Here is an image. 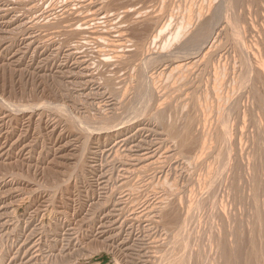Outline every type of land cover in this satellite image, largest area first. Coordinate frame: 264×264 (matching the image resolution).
Segmentation results:
<instances>
[{"label": "rangeland", "instance_id": "374dc122", "mask_svg": "<svg viewBox=\"0 0 264 264\" xmlns=\"http://www.w3.org/2000/svg\"><path fill=\"white\" fill-rule=\"evenodd\" d=\"M103 1L104 2L106 1L105 6H103L105 3H102V0H0V264H148V263L152 264L153 261H154V263L158 262V260L161 257L164 258V261L166 259H169V257L170 258L171 257H177V256L180 257L182 255V253L179 254V252H181V251L183 252L182 247H184L185 244L187 245V247L189 246L187 250H189V251L192 250L191 251L192 253H196L195 250H197V249H198L197 252H199V253L201 252L202 254L204 253L203 255L201 254L203 259H205V257L207 256L206 251L208 250L209 254H208V258L206 257L207 258L206 260L207 261L209 260L208 262H210L209 257L212 255L213 257L212 256L211 257L214 259L213 260L211 258L213 260L212 263L215 264L216 261L220 259L219 258L220 250L214 248L215 247L214 242H213L214 234L212 235V232H214V233L216 232L214 230H217V229L214 227L220 226V225H217L218 223L220 224V221L218 219L219 217L217 218L218 215L215 214V213H217V211L214 212L216 207L215 208L211 207V205L208 204V202L212 200V196H215L217 199L221 198V196L223 197L224 194L226 192H228L227 190H224L225 193H223V188L227 189L229 187L228 186L229 181L227 179H225L224 176H218V177H222L223 182L221 179H216V180H214L215 184L213 183L212 185H210L209 183L208 184L206 183L207 185L205 184L206 186L204 188V183L206 180L203 181V179H206V176L205 177H203V176L206 173H208V170L206 168L209 169L207 164L212 163V162H210V159H212L211 161H214V159H216L214 157H217L216 161L219 164L223 160V158H225V157H226V159H224V162L228 161V160H229L228 162H231V160L234 158V160H232L233 162H231V163L235 164L236 162H234V161H236L235 160L236 158H235V156H233L234 152L233 151L230 152V150L228 149V147H230V144L228 142L223 143L226 145H222V143L217 144L216 142H214V143L212 142V144H215V143L217 144L218 148L216 147V144H215V147L218 149V151H217V149H214L215 147H213V151L211 149L212 155H210V153H209V154H207V156H204L206 158L198 157L199 159H201L200 161L205 162V165H203V163L199 162V160L197 158V155L199 154V146H197V150H196V147H194V146H195V143L197 145V141H198L197 138L201 139L202 133L211 134L209 136L207 134L206 135L208 137L212 136V139H214L213 136L215 135V139H216L217 133H220V130L222 132H225L224 127L225 128L228 127L227 130L232 129L233 132L228 131V133H231V134L235 133V134H233V136L237 135L236 134L237 131H234V130L239 129V131H240V129H243L242 127H244V132L242 130V133H244V135H241V137L243 136L242 137L243 139H241V138L240 139H241V142L244 141V142H242V145H245L246 148L244 146H242L241 148L244 147L245 150L242 149V151L243 150L246 151V152H244L246 154H244L242 151H241V153L240 152L239 153L243 154V158H245V159H242V156L238 153V155H240L239 156L240 158L237 157V159H240V161L237 160L238 162L236 163V165H239L238 163H240L242 161L240 163V164H242V166L240 165L241 166L240 170H242V172L244 174H242L238 168H236V170L238 169L237 170L238 177L240 176L239 174H241V175H243V176H241L243 178H242V180H241V178H239L240 183L237 182L239 184V185H237L239 187V189L237 188L238 192L234 190L235 193L237 192V195L235 196L236 198L233 197L235 199H233L232 197L230 198V196L228 199L226 197L227 193L225 194L224 198H221L222 200L224 199V201H223L224 204H225V202H226V204H228L227 201H229V204L232 206V207H229L230 205L228 204V207L231 209V211L229 209H227L228 207L226 206V212H227V210H229V212H231L232 215H233V213H235L237 215L236 221L238 222V225L243 224V226H242L243 228L240 225L241 230L238 229V232L240 231L239 233H241L243 231L242 235H244V237L240 236L241 238H240L239 244L240 245L244 244V245H241V247H240V245L238 246L239 251L237 252V254L241 255L242 252L244 251V247L246 245H248L251 248L254 247L255 250L253 248H252V250L257 251L258 252L257 254H259V253L261 254V252L264 251V249L262 250V248H263L262 247L263 244L261 243L262 241H259V243L262 244V246L260 247L259 246L260 244L259 245L256 244L257 241L260 239L257 238V241L254 240L255 245L252 244L251 239H253V238L255 239V237L259 236L258 235L259 233L257 234V236L255 234L257 232H259L260 227L264 226V213H263L264 212V174H263L264 173L263 172L264 171V135H263L264 134V131H263L264 130V124H263L264 119L261 120V121H263V123L261 125V126H263V127H261V128H263V130L259 131L260 132L259 133L254 125H252L251 123L250 124L248 123L251 120L250 116L247 117L248 120H246L247 121L246 125H244L242 122L239 123L240 119L238 118V115H236V113H237L236 110H240V111L242 110L243 111V109H246L248 113H250V114L252 113L248 109L251 108L250 106H253L258 102L256 98H258L259 96L256 97L257 93L256 94L253 93V95L251 94V96L249 94V97H248L247 96L248 95V91H247L248 89H250L251 92H256L258 90L257 91L258 94H261V96L259 98L262 97L263 98L262 100H264V75L261 73H258L257 70H255L256 64L253 63L255 61L257 62L260 59L262 62L260 60L259 61L262 63L263 68H264V0H240L239 3L234 2L232 0V2L229 4V5H231V6H229L230 11L228 10V5L226 4V2H224V0H215V1L211 0V2H209V0H205L206 2L203 0H189L190 2L187 0H165V1L164 0H161V1L160 0H154V3H156V5H153L154 4L153 0H150V1L149 0H146V1L141 0V2H143V3H140L139 2L140 0H133V1H129V0H127V1L126 0H114V1L111 0L110 1V0H108L110 2H108L107 0H103ZM115 1L118 4H115L116 3ZM118 1H120V3ZM136 1L139 2L140 4L137 3L138 5H135ZM151 1H152V3H151ZM157 1H158V3H157ZM185 1H186V4L188 6L190 5L193 7L192 11L190 9L191 8L190 6L186 8L187 5L185 4ZM193 1H195V3H193ZM202 1H203V3H201ZM132 2H133V4H132ZM145 2L149 3V5H151V6L147 5V6H149V8L150 7L152 8V5H153V8L152 9L150 8V14H149V10H148V14L152 16V18H151V22L153 21L152 24L149 21L151 16L149 17L146 13V10L148 7L147 8L144 7V6H146ZM196 2H198V3H196ZM207 2L209 3V5L211 4L210 6L212 7V10L210 8V11H212L214 20H216V21L221 20V22L223 24L226 23L227 25L229 23V26H228L229 30H228L227 25H226L227 30H226V27H224L225 26L224 25L222 27L223 31L221 30L222 32H219V35L216 36L217 42H215V43H216V45H219L218 43L222 40L220 43V46L222 48L220 46H218L221 49V51L219 49L220 54L223 52L222 55H220V61L221 62L224 61L223 62L224 64H226L225 62L230 63V64L228 63V66L225 65L227 68L226 73L228 75L226 77V81L230 78L229 76L232 77V74L234 72H236L233 74L234 77L238 73L241 74V76H239V74L236 76V77H239L240 81L238 83H237V81H236V83H233L234 86L237 85L235 87L232 86L235 89V91H234V89L231 90V88H230L232 84L229 85V87H228L230 90L229 91L230 97H231V92H233V93L235 92V96L233 94L231 98L235 97V98H237V101H238V99L240 97L239 100L241 102V105L239 107H237V109L234 110L235 112H232L233 116H232V113L230 114L235 120L232 117L230 118L229 117L230 115L227 116L229 113H227L226 111H224L221 115H220V113L218 115L217 110L215 111V109H211V108H215V107L211 106V105H214L215 102L213 104H212V102H211V104L209 102V100L214 101L213 100L214 99L213 93H211L213 91L210 88V84L207 86V89L210 88L211 92L208 91L209 92L208 95L211 93L210 94L211 96L207 95L208 97L204 99V97H203L204 93H203V96L200 93L203 90V82L201 80L200 82L202 85L200 83L198 84L197 81L199 80V78L196 81L194 74L191 72L189 73V71H191V70L187 71V70H185L184 67H182V70H181V68L179 69V73L177 72L178 70H176V72H174L176 61L172 62V60H175L176 58H174V59L170 58L169 61H171V62H168L165 60H163L164 62L162 61V63L161 62H156V63L154 62V64L153 63L152 64L155 66V69H154V67H152L153 65L150 64L152 68L150 67V65H147L144 67L145 69L143 71L147 70L146 67L148 69L150 67L151 68L150 70H148L147 72L145 71L146 73L144 72V74L142 76L136 75V74H139V72H138L139 70H137V68L140 65L142 66V64H143L142 62L144 61V58L146 56L145 54L148 53V52H144L146 50V48L147 47L151 48L149 56L152 57L154 55L153 57H155L160 52L163 54V53L168 52V49H169V51H170V49L173 50V48H176L178 46V42H179V46H180V42H182L180 40H184L185 37H181V38L179 37V38H175V39L173 38L172 39V40H174L173 42H171L172 40H170V39H168L169 40L168 41L166 37L168 36L169 33L170 34L172 33V35L169 34L170 36L168 37V38H171V36L175 35L174 32L178 31L177 29H178L179 25H181L182 24L181 22L184 21L183 20V21L179 22L178 19L181 20L182 18H184L185 19L184 23L186 22L187 19H186V17H184V12H185V16H186V13H188L187 18L189 15V11L193 12V18H195L194 15L197 13L196 10H198V8L202 7L203 11L204 12L206 11V9L208 7ZM122 3L125 5L127 3V5L129 4V6L122 5ZM162 3H163V5H161ZM213 3H215V4H213ZM157 4H159V5H157ZM196 4L197 5L200 4V5H198V7H196L197 6ZM201 4H203V5L205 4L207 6L203 7V5L201 6ZM112 5H113V7L115 5H117V7L115 6L114 7L115 9H114L112 7ZM118 5L122 9L126 7L125 10L123 11ZM160 5L162 6V8H164V10H167V12H168L167 15H168V18H170V20L172 18V17H170L171 15H173V14L175 15L178 13L179 10H183L185 8L181 13V14H183V17H181L182 15L180 13H178L180 18L175 15L177 17L176 18L177 20H175V17L173 16L172 20H175V21L171 22L172 23V27H171V24H169L170 20H168V18L165 20V18L167 17L166 11L164 14L160 13L163 11V9L161 8ZM181 5H183V6H181ZM233 5H234V7H233ZM108 6L109 7L111 6L113 9L111 7L110 8L112 10H115L116 14L115 13L114 14L117 16H115L112 13L114 11H111ZM134 6H135V8H133ZM139 6H142V8L144 10V11L143 10L142 11L144 13L141 11V8L137 9ZM154 6L157 7V10L160 7L161 10H158L160 12H158L156 10V7H154ZM102 7L104 8V10L102 9ZM106 7H108L109 10ZM173 7L174 8L176 7V9H174ZM179 7L180 8L182 7V8L180 9ZM118 8H120L122 11L121 10L119 11ZM127 8L129 9V13L126 15L125 11L126 12L128 11ZM188 8L190 10H188ZM130 9H131V12H130ZM132 9H134V11ZM169 9L172 13L169 11ZM152 10H153V12H154V10H155V12L157 11V13H156L157 15L154 14L152 12ZM193 10H195V11H193ZM174 11L177 13H175ZM210 11L208 12L209 14H211ZM140 12L144 17L149 19V20L148 19L146 20L144 17H142L143 19H145L147 21L146 24H145V22H143V20H140V22H138L139 19H141L140 16H142L140 14ZM228 12L230 13V16H229ZM121 13H125V14L122 15ZM131 13H133L134 15ZM137 13L139 14V16H138L139 18L135 17L137 15ZM152 13L155 16H153ZM158 13L160 14L159 17L162 18L163 21H161L160 18H158V15H159ZM206 13H207V11H206ZM129 14L131 15V17ZM132 15H133V17H132ZM145 15H147V16H145ZM118 16H119V18H118ZM126 16H129V18H132V19H130V20H132V21H130L131 24H130V22H128V17H126ZM162 16H164V17H162ZM225 16H228V18L226 19ZM109 17L112 20H110ZM115 17L118 19H116ZM134 17L136 18V20ZM155 18H157V19H155ZM133 19L135 21H133ZM228 19H230L229 22L226 21ZM113 20H115V21L117 20V21L112 22ZM119 20H120V22H118ZM125 20L128 22L129 26H127V24H126V27H125V24L121 23L122 21L126 22ZM156 20H160V22L156 21ZM165 21H166V23L168 21L167 24H169V26L171 27V28L169 27V29H172V31H173L174 29L177 28L176 29L177 31L175 30L173 32L172 31L170 32V30H168V25H165ZM177 21L179 23L178 27H176V23H175ZM233 21H235V22H233ZM238 21H240V25L242 27L238 24ZM133 22L134 23L138 22L139 24H142V25H139L138 23H137V25H135L136 23L134 24ZM148 22H149V24H148ZM157 22H159L158 25H157ZM236 22H237V25H236ZM154 23L157 25V27L155 26ZM198 23H199V21H197V19H194L193 24L191 26L192 28H190V31L194 30L193 28H195V26L197 27ZM123 24H124V26H123ZM144 25H146V26H144ZM149 25H151V26H149ZM152 25H154V28L156 30L152 29V31L150 30L148 34H150L152 32L157 33V31H158L157 29H159L158 28L159 26H162V30L163 29L168 30V31L165 30L166 33L168 32L167 35L163 33L164 30L158 31L159 33L162 34L163 37L161 35H158L156 37L155 42H151V43H153V45L155 43V46L157 47V41L160 38H163V39H160L161 41H158L160 45L158 44L157 48H159V46H160L159 49H157L153 45H150V46H153V48L148 45V43L151 44L149 38L152 39V36H151L152 34L148 35L147 32H148L149 27L153 28ZM163 25L167 26V27H164ZM193 25H194V27H193ZM231 25H234V27ZM133 26H135V27H133ZM137 26H139V27L137 28ZM140 26L141 27L144 26V27L140 28ZM173 26H174V29H173ZM121 27L123 29H126L127 31L125 30L126 32H124V30ZM232 27H233L234 31L238 30L240 33L243 32V34L244 33L245 34L243 35L241 33V35H243V36L239 37L240 39H238L237 36L234 35V31L232 30ZM244 27H245V29H244ZM112 28H113V30H112ZM115 28H117L118 32H116L117 30ZM129 28H132V31H134V29L136 31H137V29H139L138 33L140 32V34H142L144 36V37L142 36L143 42L141 41L140 42L141 44L139 43L140 39L142 40V38L140 37L141 35L139 34V36H138V34H136L138 37L135 36L136 31H134V33H133L132 31H129L130 30ZM234 28L235 29L237 28V29L235 30ZM239 28L241 29V31L239 30ZM119 29L125 33L124 38L122 36L123 33L120 32ZM141 29L142 30L144 29V31H142ZM242 29H244L245 32ZM224 30H226V31H224ZM145 31H147V32H145ZM227 31L229 34H226ZM230 31H232V33H233L232 35H234L235 38L230 34L231 33ZM117 33L121 34L120 37L117 36ZM159 33H157V34H159ZM240 33H239V36H240ZM112 34H115V35H112ZM127 35H128V37H127ZM130 35H131V38L133 40L138 39V40H136V42L134 41V43L136 45L132 44L133 46H135L134 50L136 52L139 51L138 53L143 51L144 54L141 55V53H140V55H139L138 53L133 52L134 51L133 48H131V51H130L129 48L132 46L129 44L131 41H132L131 43H133V40L131 38H129ZM227 35L228 36L230 35L231 37L229 38ZM112 36H116L118 38L122 37L121 39H122L123 43L121 45L123 47H120V49H121V51H120L119 46H118L116 48L117 51L122 52L123 50H125V48L128 47L126 50L131 55L130 54L128 55L126 53V50L123 51L124 54H123V52L120 53V54H122L121 57L123 56L124 61H122L123 60L122 58H119L120 60L122 59L121 61L119 59H115V57H112L113 54L111 55V57L114 59L112 60V58L110 57V53H112V51H110L111 50L110 44H112L111 40H114L116 38V37H114V39H112L111 38ZM105 37L107 39H105ZM158 37H159V39H158ZM134 38H136V39H134ZM144 38L145 39L147 38L146 39L147 42H146V40L144 42ZM164 38L167 40V42ZM182 38H184V39H182ZM241 38L243 39L242 43H244L245 41L248 42V43L245 42L246 44H244V45L249 46L250 49H248L249 47L248 48L246 47V50H244V47H243L244 45L240 46L239 43L241 42L240 40H242ZM123 39L124 40L126 39V40L124 41ZM232 39H234V40H232ZM235 39H236V41H235ZM244 39H246V40H244ZM128 40H129V43L127 42ZM218 40H219V42H218ZM231 40L238 43L239 47H238V45H236V46H234L235 47L234 48L233 45H235V44ZM162 41H164L163 44H162ZM230 41H231V43H230ZM238 41H240V42H238ZM258 41H260V44ZM124 42H125V46L123 45ZM126 43H128V44L126 45ZM142 43H144L146 46L144 44L142 45ZM169 44H170V46L172 44L173 47L172 46L170 47ZM137 45L139 46V48L137 47ZM140 45H141V48H140ZM104 46H106V47H104ZM144 46L146 48H144ZM167 46H169V47H167ZM174 46H176V47H174ZM163 47L166 49H164ZM236 47H238V48H236ZM136 48L140 49L141 51L136 50ZM154 48H155V50H154ZM252 48H253V50H252ZM257 48H259V49H257ZM128 49H129V51H128ZM152 49L154 50V53L152 52ZM237 49H238V51H237ZM239 49H240V52L241 51L244 52L243 55L247 54V53L250 54V52L252 51V53L250 54L251 58H249L250 56L248 54L244 55L243 57L241 54H240L241 57L238 56L240 53ZM247 49L249 50V52H247ZM107 50H109V51H107ZM158 50L160 51L159 53H158ZM233 50H235V51L233 52ZM148 51H149V49H148ZM253 51H254V53H253ZM106 52L109 55L106 54L107 56L106 55L104 56V54ZM132 52L135 54H133ZM155 52H157V54ZM151 53H152V55H151ZM235 53H237L236 54L237 56L233 55ZM256 53H257V55H256ZM178 54L181 55V53H179V52L177 53V55ZM224 54H225V56H224ZM133 55H135L136 58H133L132 57ZM127 56H131V57H127ZM138 56H143L144 58L142 57V59H141V57H138ZM221 56L223 57V59ZM234 56H235V58L232 60V57H234ZM247 56H248V60H247V58H245L243 61L242 59L244 57H247ZM226 57H227V59H226L227 61L224 59ZM257 57H258V59H257ZM127 58H131V61ZM125 59L129 60L128 62H130V63L132 62V59H134V60L138 59V60H142V61L140 62V61H134L133 60V62L136 63V64H134L136 67H134L133 62L131 64L129 63V65H130L129 66L128 62H125V61H127ZM167 59L168 58H166V60ZM237 59H241L243 62H241V60H239L240 61V64H239ZM253 59H254V61H253ZM114 60L116 63L113 62ZM246 60L248 61V63ZM118 61H120L122 64ZM230 61L232 62L233 66H231L232 64ZM234 61H235L236 65H235ZM139 62H140V65H139ZM244 62H246L247 65L249 64L248 67L250 66V62H251V66L249 67V69L253 67L252 68L253 71L250 69V73H249V74H251V71H252L251 76H249V78H246V79L244 77L245 76L247 77L248 74L246 73V70L243 68L244 65H246V63L244 65L243 64L241 65V63H244ZM119 63H120V65H119ZM164 63H166V64H164ZM114 64L118 65V66H115ZM123 64H125V66H129V68L132 69L131 70L132 73H130V69L128 67L124 68ZM131 65L133 66V68H135L134 71H133V68H131L132 67ZM161 65L162 66L163 65L168 66L172 73L170 74V72H169L170 70L168 67L164 68V66L161 67ZM173 65H174V67H170ZM120 66H121V71L118 72L120 69L119 68ZM236 66H237V68L238 67H240V68H238V69L234 68ZM230 67L231 68L233 67L232 69L234 72L231 71V69H229ZM172 68L174 71L172 70ZM117 69H118V71H117ZM127 69H129V70H127ZM159 69H160V73L156 72ZM239 69H242V70L238 71ZM136 70H137V73H135ZM151 70L152 71L154 70L153 72L154 73L156 72V73L154 74L153 72H151ZM162 70L164 71V73L167 72L168 75H170L171 77L174 76L175 78L176 77H178V78H176V79L172 78L170 80L169 79L170 76H169V78H167L168 77L167 73H166V75H167L166 76ZM229 70H230V72H229ZM243 70H245V72H243ZM254 70H255V72H254ZM133 72L135 73V75L138 78L141 77V78H139L140 80L143 78L145 82L147 81V77H150V75L152 74L150 77L151 79L148 78V82H149V80H151V81L149 83H147V82L146 83L152 86L151 88L153 90L152 89L151 90L153 92L155 91V93H153V94L158 93L157 97H159L161 95L164 97V95H163L164 93H165V97L169 95L167 98L164 97L166 99L165 102H163L164 98L162 96L159 97L158 99L157 98L154 99V97L151 96L153 94L147 95V93L144 91L145 88L141 87V85H139L140 84L139 79L138 80L134 79L136 77L135 76L133 77ZM231 72H232V74H231ZM242 72H243V77H242ZM147 73H148V75H146ZM157 73L159 75H156ZM161 73L164 75H162ZM108 74H109L110 78H105L106 75H107V77H109ZM176 74H178L180 77ZM259 74L261 75V77ZM128 75H129V77L132 76L133 79L132 78H129L130 80L127 79ZM153 75H156V76H154L156 78H153ZM145 76H147V77H145ZM162 76H163V79H162ZM183 76L185 77V80H184V78H181ZM111 77L114 80H116L115 81L116 83L113 82L116 85L118 84V82H120V80L122 81V82H120L121 85L123 84L122 86L120 85L121 88H123V86L124 87L126 86V89L128 87H130L128 89H130L131 92H130V90L127 89L129 92H127V90H125V93L127 92L126 94L123 92V89H125V88L121 89L123 92L121 95L120 86H118V85L116 86L113 83L112 84L110 83V87L114 85V87L116 86L117 89L119 88L118 90L116 88L113 89V87L111 89L113 91L116 89L115 91H117V92L114 91L115 95H116L115 97H117V99H118L120 96H122V97H120V100H122V98L123 99L125 98L123 101H120L119 99L117 100L116 98H113L114 92L111 89H109L110 87L108 88L106 93L104 92V88L106 91L107 87L109 86L108 84L111 81L110 79H112ZM115 77H116V79H115ZM121 77H123V78H121ZM160 77L164 83L167 80L171 81V84L168 81L166 82V83H169L171 85V87L172 86L174 87L173 84L176 82L178 84L180 83L179 84L180 87L176 83L175 87L174 88L172 87L170 89L169 84L165 83V85H164L162 80L158 79ZM164 77H166L167 80H165ZM240 77L243 79H241ZM101 78H104L105 80L104 79L101 80ZM118 79H119V81L117 82ZM124 79L127 81L126 83H124L125 82ZM131 79L133 81L135 80V83L138 81L139 84L136 83V85H137L136 86L135 83ZM155 79L157 80V82L155 81ZM181 79L186 81L185 86L182 83ZM186 79L188 80V83H187ZM236 79L238 80V78H236ZM172 80L174 81L173 83H172ZM179 80H181V81H179ZM246 80H247V82H246ZM262 80H263V82H262ZM101 81H104V82L107 81V83H106L107 87L106 86L103 87V85H105V84H104V82L102 83ZM130 81L133 82V84L131 86H130V84H131ZM158 81L159 82L161 81L163 84L160 82L159 86H155V85L159 84ZM228 81H230V79ZM252 81L255 82V84H253ZM128 82H129V84H127ZM156 83H158V84H156ZM190 83H191L192 87L196 86V83H197V86L201 85L200 89L195 90V91L199 92V93L195 92L196 96L192 95L193 88L191 87V85H189ZM192 83H194V84H192ZM208 83H210V80ZM124 84H126V85H124ZM187 84H188V86H187ZM252 84H253L254 88L252 87ZM134 85L137 88L134 89L133 88ZM166 85H169V87ZM176 85L178 88H176ZM181 85L186 87V88L188 87V88L187 89L184 88L185 89V91H184V89L182 88ZM245 85H246V88H245ZM140 87L142 88V91L140 89H138ZM154 88H157L156 90L160 91V92H157L156 90H154ZM179 88H181V90ZM162 89H166L169 92H171L172 90L175 89L176 92H175V90H174V92L176 93V96L173 95L174 94L173 91L171 92L172 94L171 93L169 94V93H167L168 91H166V92L161 91ZM254 89H255V91H254ZM109 90H111V91H109ZM136 91H138L139 93L141 91V92H143V94L138 93L139 94L138 95ZM181 91H184V92L182 93ZM187 91H189L191 93H187ZM204 91H206V89H204ZM111 92H113V95ZM134 92H136V93H134ZM180 92L182 93L183 98L184 97H187V98H184L182 100L181 99L182 95L180 94ZM185 92H186V94H185ZM116 93H118V95H120V96H117ZM160 93H161V95H160ZM134 94H136V97H135V99L133 98L134 101H132L133 100L132 97H134L132 95H134ZM177 94H179L180 96L178 97ZM188 94L193 96V98H197V96H198V98L195 100L191 96H188ZM198 94H200V95H198ZM110 95H112V96H110ZM123 95H124V97H123ZM129 95L131 96V98L129 97ZM171 95H173V96H171ZM145 96H146V98H145ZM153 96H155V95H153ZM199 96H200V98H199ZM140 97L142 99L144 98L143 100L145 101L144 102L145 105L143 104V101L141 100ZM188 97L190 99L192 98L193 100L192 101L190 100V102H189V100H187V99H189ZM209 97H210V99H208ZM250 97H253V99L255 98L256 100H253ZM127 98L128 99L130 98V99L128 100ZM147 98H149V100ZM151 98H152L153 102L152 101L149 102ZM161 98H163L162 99L163 101L161 100ZM168 98H169V100H168ZM170 98L171 99L173 98V99L170 100ZM179 98H180V100H179ZM175 99L177 100V102H174ZM248 99H249V101H248ZM250 99H251V101H250ZM114 100H115V102H114ZM126 100H127V102L129 101L128 105L126 104ZM135 100H137V101H135ZM223 100H225V99L223 98ZM158 101H159V103H158ZM160 101H161V104H163V106H165V105L167 106L168 110L165 107L162 110L161 107H163V106H161ZM185 101L189 102L188 104H191V105L186 106ZM195 101H198V105L196 104L197 102H195ZM205 101L209 102L208 105H209V107L211 106V108H210L211 113L213 110V116L210 113L209 108H206L207 109L206 110L205 107H203L202 103H205ZM252 101L254 103L252 105H250L252 103ZM121 102L123 104H121ZM154 102H156V103H154ZM166 102H168L169 106L167 104L164 105V103H166ZM169 102L170 103L172 102L171 105L169 104ZM178 102L181 105L184 103L183 105L185 107L180 105L182 108L184 107V109H182V111L184 112L183 115H185V116L188 115L189 117L187 116V117L183 118V115H181L182 112H180L181 107H179V104H177ZM240 102H238V103L240 104ZM148 103H151V104H148ZM157 103L160 104L161 107ZM199 103L202 104V107H200ZM247 103H249L248 104L249 106L247 105ZM111 104H113V106ZM115 104L116 105L119 104L121 106V108H119L120 107L119 105L117 107ZM125 104L127 105L126 109L124 107V106H126ZM155 104H157V106H155ZM257 104H258L257 106L255 105L254 107H252L253 109L251 108L253 113L255 111L254 108L258 109V111L256 110L257 113H259V111H261V108L259 107V102ZM122 105H124V106H122ZM149 105L150 106L153 105V108L155 106V109H151L152 107H149ZM176 105H178V107L173 108ZM190 106H192L193 110H192V108L191 109L189 108ZM241 106L244 108H242ZM246 106H248V107H246ZM136 107H138L139 109ZM146 107H148V108H146ZM171 107L175 110L177 109L176 111H178L180 113L177 112L178 115H177L176 111H175V113H172V112H174V110ZM115 108L117 110H115ZM178 108H180V109H178ZM185 108H189L190 110L185 109ZM196 108H197V110H194ZM238 108H241V109H238ZM259 108H260V110H259ZM142 109H143V111H142ZM146 109H148L147 110L148 114L145 113ZM156 109H159V110L156 111ZM169 109L172 111L169 112L170 111ZM198 109H199V111H198ZM201 109H203L205 111V113H203L204 112L203 110L201 112ZM185 110H189L188 112H186L187 114L185 113ZM191 110H192V112L194 111L193 114L196 111H197V113H195L194 116L192 115V113L190 115L189 112H191ZM208 110H209V112H208ZM111 111H113V113ZM155 111L158 114H159V111L160 112L165 111L164 113L162 112L163 115H166V113L168 115V113H170L168 118H170L173 121H171V120L168 121V119H166L167 118V115H166V117L164 116V118L168 121V122L167 121L166 122L167 123H171V122L173 123L174 122V126L177 127V130H178V128H180L179 131H181V132L182 131L185 132V130L187 131L186 127H184L185 123H186L185 126H187V125L190 126L188 133H189V135H191L190 136L192 139L191 143H192V141H194V145H191V143H190V145H188V147H187L188 149L183 148V150L185 152L187 151L186 153H189L190 156L184 152L188 157L193 156L192 151H194V150L198 151V152L194 151V154L196 155V156L194 155L196 158L195 160H192V159H194V156L192 157V159L190 158L191 162L187 161V158H182L185 156V154L182 153L183 152L182 149H179L181 147V145L178 143V139L176 138L177 139L176 140L175 137L170 138L168 131H165L166 127L169 130V127H171L172 125L171 124H165L166 122L164 121L165 119L162 118V116H163L162 114H159L161 116L162 120L158 114H157V117H159V118H156V116L154 117L153 116L154 114L152 112H154L156 115ZM206 111H207V113H206ZM256 111H255V114H253V115L256 116V115L260 114L262 117V113H261L262 111L259 114H256ZM137 112H139V114ZM198 112H199V114H198ZM150 113H151V116L153 117V118L151 117L153 121L150 118ZM171 113H172V116H171ZM145 114L148 115L149 117L147 116V118H146ZM209 114H211V116ZM133 115H134V117H133ZM206 115H209L211 118H208L209 116L207 117ZM139 116H141L140 117L141 119L139 118L140 121H139V119H137V117H139ZM177 116L179 119L177 118V120H176L175 117H177ZM181 116H182V118H181ZM201 116H203V117L201 118ZM205 116L208 120L211 119L210 122L206 121L207 119L205 120ZM190 117H191V120L189 119ZM194 117H196V118H194ZM133 118H134V121H133ZM199 118L203 119V122H205V121H206V123L208 122L207 126L205 125L206 128L204 130H202V127H201L204 123L202 124L201 123L202 120H200ZM227 118H229V119L226 122ZM236 118H238L239 120ZM182 119H185V120H182ZM192 119H197L200 121V123H199V121L195 120V122H194L195 125H194V123H192L193 122ZM231 119H232V123L234 122L235 125L234 124H230V125L227 124L228 122L231 123V121H230ZM129 120L130 121L132 120V122H129ZM155 121H157L156 123L160 122V124H156ZM163 121L165 123H163ZM177 121H178V123H175ZM179 121H181L183 125H181L180 124L181 122H179ZM211 121H212V123H211ZM215 121L216 122L219 121L217 123V125L219 124L218 125L219 127L215 126L216 124L214 125ZM114 122L116 124H119V125H116ZM196 122H198V123L196 124ZM210 123L213 125H211ZM108 124H109V126H108ZM179 124L181 125L180 127H179ZM240 124H243V126ZM159 125H160V127H159ZM197 125H199L201 129ZM105 126H108V127L105 128ZM114 126H115V128H114ZM191 126H195L193 128H196V129L192 128L193 129L192 130ZM221 126H222V128H221ZM101 127L102 128L104 127V131H103V129H101ZM215 127L220 129L219 131H215L217 133L208 132V131H212V129ZM108 128H110V130ZM157 128H159V129H157ZM105 129H106V131H105ZM218 129H214V130H218ZM158 130H161V131H163V133H166V134H163L162 132H160ZM201 130H202V132H201ZM148 131H150V132H148ZM192 131L194 133V136H193ZM154 132H157V133H154ZM167 133H168V135H167ZM195 133H197V134H195ZM156 134H158V135H156ZM198 134L201 136L199 137ZM231 134H229L230 135L229 137L231 139V142H233L235 140H234V137L231 136ZM125 135L127 136V138L129 140L126 138ZM165 135L167 137H169V138L166 137V140H165V137H163ZM236 137H238V138H236L237 139L236 141L238 142V140H239V142H240V139H239L240 135L238 134ZM158 139L162 140V141L160 142ZM194 139H196L197 141ZM200 139L198 141V144L200 143ZM171 140L173 141V143ZM174 140L176 142H174ZM125 142H127V143H125ZM164 143H166V144H164ZM175 143L176 144L178 143V144L176 145ZM178 145H180V146H178ZM219 145H220V147H219ZM169 146H171V148H168ZM224 147L228 150H224L225 152H222ZM177 148L181 151H179ZM191 148H194V149H191ZM117 150H118V152H117ZM146 150H148V152ZM175 150L181 152L182 154L179 153L177 155L178 152L176 153ZM145 151H146V153H145ZM170 151H171V153L173 151V153L176 154V156L172 155V157H171ZM216 152H217V155L219 154V157L215 154ZM228 152L231 153L230 156H229ZM191 153H192V156H191ZM196 153H198V154H196ZM222 153L225 156H223L221 158V156L223 155ZM225 153H227V154H225ZM252 153H253V155H252ZM146 154H148L149 156L152 155L150 157V160H149L151 162H149L148 159H146L144 157V156L147 157ZM181 155H183V156L180 157ZM141 156L144 157V159ZM174 156H175V158L177 157L178 159L174 160L175 159ZM161 157H162V161H161ZM140 158H141V160H140ZM145 159H146V161H145ZM153 159H155V160L153 161ZM143 160L145 161V163L148 162L147 165L149 163L151 165L149 164L147 166L146 164H144ZM247 160L248 161L250 160V161L248 162ZM186 161L189 162V164L192 167H189V164H187ZM193 161H195V162H193ZM207 161H209V162L207 163ZM243 161H244V164H243ZM142 162H143V165H142ZM155 163H157L158 165L157 164L155 165ZM164 163H165V165H164ZM246 163H249V164H247V165H249L248 167L252 166L253 169H248ZM174 164H176V165H174ZM198 164H199V166L196 167V165H198ZM218 164H216L217 165V166H215L216 168L218 167ZM255 164H257V165H255ZM141 165H142L141 170H145L144 172L139 170V168H141L140 167ZM243 165H244V167L246 166V169H247V170L244 169V171L246 170L245 172L243 171V168H244ZM183 166L189 167V168H186L187 170H185V168ZM205 166H207V167H205ZM240 166H239V168H240ZM195 167H196V170L195 169H194L195 171L192 170V174H193L192 175L190 173L191 171H188V170H191ZM198 167H201V168L204 167L203 169H201L202 172L201 171L198 172L200 170V168H198ZM236 167H238V166H236ZM174 168H176V169H174ZM205 170H206V173H204ZM196 171H197V173H196ZM193 172H195V173H193ZM174 174H177V175L175 176ZM201 174L203 176H201ZM191 175H192V177H191ZM196 175L201 176L202 180H200L199 179L200 177H197ZM206 175H207V178H209V175L208 174H206ZM244 175H246V176H244ZM164 176H166V178H164ZM173 176H175V178H178V179L173 178ZM188 176L190 178H188ZM227 176H230V175H227ZM196 177H197V179H196ZM214 177H216V176H214ZM218 177H216V178H218ZM247 177H248V180H247ZM192 178H195V179L192 180ZM161 179H162V181H161ZM189 179H191V180H189ZM149 180L151 182H148ZM164 180H165V182H164ZM166 180H168V182ZM169 180H170V182H169ZM172 180H174V181L177 180L178 183H176V182L174 183V181H172ZM198 180L200 181V184L203 183V187H202L203 189H201L202 184L200 186L198 185V183H197ZM219 180L223 186H225V184L227 186L223 187L222 185H219L220 184ZM257 180H259V181H257ZM171 182H173V183H171ZM186 182H187V184H186ZM206 182H208V181H206ZM225 182H227V183H225ZM168 183H169V186H171V184L172 185L174 184V187H177L180 189L175 191L177 188L175 189L174 187H171L172 189L173 188L175 189V190L174 189L172 190L171 188H169ZM175 184H176V186H175ZM216 184H217V186H216ZM197 185H198V187H197ZM214 185L216 187H213ZM160 186H163V189ZM167 186L169 189L167 188L168 190L165 191ZM244 186H245V188H244ZM199 187H200V189H199ZM207 187H208V189L204 190ZM195 188H196V192H195ZM216 188H217V190H216ZM171 190L173 191V192H171L172 194H170ZM164 191L166 194L164 193ZM174 191L176 192L175 194H173ZM192 191L194 192L195 196L197 197L196 198L194 196L196 198V201H197V207L196 206L193 207V210L191 212L190 208H188L189 206L187 204L190 201L192 202V204L196 202L195 200L193 201V199H195V198L192 195L193 194ZM214 191L216 192L215 194H214ZM231 191L233 192V190H231ZM177 192H178V194H177ZM197 192H200L201 195H200V193L197 194ZM159 193H161L160 196L162 198L163 197L165 198V199L163 198L164 201H162L163 199H161L160 196L157 199L156 196H158ZM176 194H177V196H179L178 199H176L177 198L176 196H175L176 198L174 197V195H176ZM163 195H167V196H163ZM170 195H172L173 197H171ZM209 195L211 196V198ZM231 195H233V194H231ZM106 196L107 197L110 196V197L107 198ZM168 196H170L175 201L178 200V201H176L178 203H174L173 202L174 200L172 201V199H171V201H172L171 202L170 198ZM180 196H181V198H180ZM190 196L193 197L192 200L189 199ZM166 197L169 199H167ZM179 198L182 201H180ZM208 198L210 200H208ZM225 198L227 200H225ZM159 200H161V201L159 202ZM205 200L206 201L208 200V201L206 202ZM90 201H92V205H90L91 204ZM167 201L168 202L170 201L169 202L170 206H169ZM179 201L181 203H179ZM230 201H231V203H230ZM104 203H106V204H104ZM158 203H159V206L157 205ZM161 203H163V204H161ZM164 203H165V205H168L169 207H175L176 208L175 210L177 211V213H178V211H180L178 213V215H180L183 212L182 216L184 215V216L188 217L186 219L187 222H185V226H186V224L189 223L188 227H185V230H182V232H180V234H179L180 236H184V240H183V237H182V239H180L181 237L179 236L180 238H178L177 235H176V237H174V235L171 234V232L168 229L164 228L163 224H161L163 221H166L167 217L165 220H162V217L160 218V213L163 212V213H161V215L164 213H167L168 209H169L166 206V210L164 211V208H165ZM171 203L173 206L171 205ZM173 203L177 207L182 206L184 204L183 206H185L184 208H186V205H187L186 210H187V212H189V213L191 212V213L190 214L189 213L184 214V212H186V210H184V209L182 210L181 207H178L179 208L178 209L176 206H174ZM202 203L203 204L206 203L208 205V207L205 206L207 210H205L204 206L201 207V208H203L202 210H201V208H199V204H201V206H202L203 205ZM189 204H191V203H189ZM206 204H204V205H206ZM95 206H97V207H95ZM157 207H158V209H157ZM209 207H211L212 211L210 209H208ZM159 208L161 209V212H160ZM188 209H189V211H188ZM239 209H240V211H239ZM173 211L174 210L171 208L172 213H173ZM169 212H170V209H169ZM171 212L169 214H171ZM229 212H227V213H229ZM158 214H159V216H158ZM187 214H189V215L187 216ZM191 214H193V215L191 216ZM165 215H167V214H165ZM211 216H212V218H215V217L216 218L213 220L211 218ZM189 217L190 218L192 217V219H190ZM208 217H210L213 220V222L210 220L212 223L210 221H208V219H210ZM94 218H96V219H94ZM159 218L161 219L160 221H162L161 223L158 220ZM216 219H217V222H216ZM188 220L191 222H189ZM214 221L216 223V226H215ZM239 222H240V224H239ZM213 223H214V225H213ZM247 223H249V224H247ZM259 224H260V226H259ZM160 225H163V226H160ZM249 225L254 227L256 230L255 232L252 233V235L250 232H248L249 229H247V227L250 228ZM210 227L213 229L211 232H210ZM245 227H246V230L244 231ZM186 229H188V230H186ZM168 231L170 232V234ZM164 232L165 233L167 232V234H164ZM245 232L248 233V235L250 233V235L249 236L246 235ZM206 234L208 235L207 236L208 239L206 238ZM166 235H170V237L166 236ZM250 236H252V237L250 238ZM171 237L173 239L178 238V239H180V241L181 240L182 241L179 242L178 239L176 240V242L172 241L173 239H171ZM210 238H213L212 241H208ZM246 238H247V240L249 238V241L246 242ZM242 239H244V241ZM167 242H168V244H169V242H171L170 247L172 246V248L169 247ZM174 242H175V244H174ZM179 243H181V244L184 243V244L181 245ZM228 243L230 244L231 242H228ZM250 243L253 246L250 245ZM203 244H205L206 246ZM211 244H213V247ZM209 245H211V246H209ZM256 245L258 246V249L255 248V247H257ZM167 246L171 250L174 249V251H175V248L177 246H179L180 249H182V250L180 251V249H176L177 250L176 251L177 256H176V254H175L176 252L174 253L173 250H172L173 252L169 249L167 250ZM248 246L245 247V250L247 252L249 250H251L248 248ZM204 247H206V248L211 247L213 249V251L211 250V248L206 250ZM200 249H201V251H199ZM160 250L162 252V255H160V253H158V251H160ZM164 250L166 252L170 253L169 257H168L169 254L167 253L168 254L167 255L164 252ZM259 250H260V252H259ZM246 251L243 252V254L244 253L245 254L244 255L242 254L241 257L246 255V253H247ZM212 252H214V254ZM147 253H149V254L151 253V254L149 255ZM154 253H156V254H154ZM157 254L160 255V258H159V255H157ZM173 254L175 256H171ZM163 255L165 257L167 255V258L165 259V257ZM261 255H263V254H261ZM157 257L159 258L158 260H157ZM147 258H148V260H145ZM256 260H257V262L261 261L260 255H257ZM164 261H162V262H164ZM219 261H217V262H219ZM166 263L167 262H165V264ZM212 263H210V264H212ZM216 264H220V263H216Z\"/></svg>", "mask_w": 264, "mask_h": 264}, {"label": "bare ground", "instance_id": "6f19581e", "mask_svg": "<svg viewBox=\"0 0 264 264\" xmlns=\"http://www.w3.org/2000/svg\"><path fill=\"white\" fill-rule=\"evenodd\" d=\"M107 1H108V0H107ZM110 1H111V0H110ZM110 1H108V2H110ZM112 1H114V0H112ZM126 1H127V0H126ZM129 1H133V0H129ZM143 1H144V0H143ZM145 1H146V0H145ZM149 1H150V0H149ZM160 1H161V0H160ZM160 1H159V2H160ZM164 1H165V0H164ZM164 1H163V2H164ZM187 1H189V0H187ZM203 1H205V0H203ZM203 1H202L201 3H203ZM212 1H215V0H212ZM233 1L239 3L240 0H233ZM98 2H99V1H98ZM105 2H106V1H105ZM105 2L102 0V3H105ZM108 2H107V3H108ZM115 2H116V1H115ZM118 2L120 3V1H118ZM139 2H140V3H143V2H141V0H140ZM139 2L136 1V4H135V5H138L137 3H139ZM189 2H190V1H189ZM205 2H206V1H205ZM209 2H211V0H209ZM217 2H218V1H217ZM224 2H226V4L228 5V10H229V9H230L229 6H231V5H229V4L232 2V0H224ZM113 3H114V2H113ZM124 3H125V2H124ZM127 3H128V2H127ZM127 3H126V5L122 3V5L129 6V4L127 5ZM130 3H131V2H130ZM140 3H139V4H140ZM151 3H152V1H151ZM153 3H154V0H153ZM157 3H158V1H157ZM193 3H195V1H193ZM196 3H198V2H196ZM207 3H208V2H207ZM115 4H118V3L116 2ZM132 4H133V2H132ZM145 4H146V6H144ZM145 4H144L143 6L146 7V8H147V7L149 8V6H151V5H149V3H146V2H145ZM185 4H186V1H185ZM190 4H191V3H190ZM205 4H206V3H205ZM205 4H204V5L201 4V6L203 5V7H204V6H207V5H208V7H207V9H206L207 13H206V11H205V12L203 11V8H202V7H200V8H198V10H196L197 13L195 12V13H196V14L194 15L195 18H193V12H190V11H189V15H188V18H187V14H188V13H186V16H185V12H184V17H186V19H187L186 22L184 23V21H185L184 18H182L181 20L178 19L179 22L184 20L183 22H181L182 24L180 23L181 25H179L178 21L175 22V23H176V27H178V25H179L178 29L176 28L178 31H177L176 29H174V26H173V29H174L173 31L176 30L177 32H174L175 35L173 34L174 36H171V38H168V37H169L170 35H172V33H171V34L169 33L170 35L168 34V36L166 37L167 40H168V39L172 40L173 38L175 39V38H179V37H180V38H181V37H185V39L182 38V39H184V40H180V39H179L180 41H182V42H180V46H179V42L177 41V42H178V46H177V47L174 46V47H176V48H173V50L170 49V51H169V49H168V52L163 53V54L158 50V53L160 52L159 54H157V52H155V53L157 54V56L153 57V56H154V55H153L152 57H150L149 55H150V51H151L150 49H151V48H148V47L146 48V47H145L146 45H145L144 43H142V45H143V44L145 45L144 48H146V50H145V49L142 47V48L145 50L144 52H148L147 54H145V55H146L145 58H144L143 56H138V57H141V59H142V57L144 58V61L142 62L143 64L141 63L142 66L140 65V62H141L142 60H138V59H135V60H134V59H132V62H133V60H134V61H140V62H139V65H140L141 67L139 66V67H138L139 69L137 68V70H139V71H138L139 74H136V75H138V76H139V75L142 76V75L144 74L145 71L147 72V71L150 70L152 67H154V69H155V66L153 65L154 62H155V63H156V62H161V63H162L163 60L168 61V62H171V61H169L170 58H172V59L176 58L177 60H176V59H175V60H172V62L176 61V62H175L176 65H175V68H174L175 71H174L173 68H172V70H173L174 72H176V70H178L177 72L179 73V69L181 68V70H182V67H184L185 70H187V71H188V70H191V71H189V73L191 72V73L194 74V76H195V80L197 81V79L199 78V80L197 81L198 84H199V83L201 84V82H200L201 80H202V82H203V90H202L200 93H201L202 96H203V93H204V96H203L204 99L207 98L208 96H211L210 94L213 93L214 99H213V98H212V99H213L214 101L209 100V102H210V104H211V102H212V104L215 102V104H214L215 106H214V105H211V106H213V107H215V108H211V106L209 107V105H208L209 102H208V101H205V103H202V102H201V103L203 104V107H205V109H206V108H209L210 113H211V109H215V111L217 110L218 115H219V113H220V115H221L224 111H226L227 113H229L227 116H229L232 112H235L234 110L237 109V107H239V106L241 105V102H240V100H239L240 97H239L238 101H237V98H235V97L231 98L233 94H234V96H235V92H234V93L231 92V97H230V96H229V94H230L229 91H230V90H229V88H228L229 85L232 84L230 88H231V90L234 89V88L232 87V86H234L233 83H236V81H237V83H238V82L240 81L239 77H236L239 73L234 77L233 74L236 73V72L233 71V69H232L233 67H232V68L230 67L229 69H231V71H233L234 73L232 74V72H231L232 77L229 76V77H230V78H229L230 81H228V80H229L228 78H227L228 80L226 81V77L228 76L227 73H226V72H227V70H226V69H227L226 66H228V63H229V62H225L226 64H224V63H223L224 61H223V62L220 61V55H222V53H223V52H222V53L220 54V51H221V49H220V47H221V46H220V43H221L222 40H221L220 42H219V40H218V42H219L218 44H219V45H216L215 42H217V41H216V36L219 35V32H222V31H223V30H222V27H223L224 25H225L224 27H226L227 24H226V23L223 24V23L221 22V20H218V21L214 20V19H213L212 11H210V8H211V10H212V7L210 6L211 4H210V5H209V3H208L207 5H205ZM213 4H215V3H213ZM105 5H106V3H105L103 6H105ZM110 5H111V4H110ZM122 5H121V6H122ZM141 5H142V4H141ZM147 5H149V6H147ZM153 5H156V3H154ZM153 5H152V8H153ZM157 5H159V4H157ZM161 5H163V3H162ZM161 5H160V6H161ZM186 5H187V4H186ZM186 5H185V6H186ZM196 5H197V4H196ZM198 5H200V4H198ZM198 5H197L196 7H198ZM115 6L117 7V5H115ZM115 6H114V7H115ZM118 6H119V5H118ZM181 6H183V5H181ZM189 6H190V5H189ZM189 6L187 5L186 8L189 7ZM193 6H194V5H193ZM213 6H214V5H213ZM108 7H109V6H108ZM108 7H106V8L108 9ZM110 7H111V6H110ZM110 7H109V8H110ZM112 7H113V5H112ZM112 7H111V8H112ZM114 7H113V8H114ZM119 7H120V6H119ZM130 7H131V6H130ZM136 7H137V6H136ZM154 7H156V6H154ZM190 7H191L190 9H191V11H192V8H193V7H192V6H190ZM233 7H234V5H233ZM111 8H110V10H111V11H114V12H112V13L114 14V13H115V10H112L113 8H112V9H111ZM120 8H121V7H120ZM120 8H118L119 11L122 9V8H121V9H120ZM125 8H126V7H125ZM125 8H123L122 10L124 11ZM131 8H132V7H131ZM133 8H135V6H134ZM139 8H141V11L143 10L142 6H139L137 9H139ZM148 8H147V10H146V13H147V15L150 17L151 15H149V14H150V8H151V7H150L149 9H148ZM152 8H151V9H152ZM161 8H162V6H161ZM173 8H174V7H173ZM177 8H178V7H177ZM179 8H180V7H179ZM181 8H182V7H181ZM181 8H180V9H181ZM194 8H195V7H194ZM102 9L104 10L103 7H102ZM114 9H115V8H114ZM127 9H128V8H127ZM162 9H163L164 12H163V11H162V12L158 11V10H161V9H160V7H159L158 10H157V7H156V10H157L158 12L164 14L165 11H166V15H167V13H168L167 10H164V8H162ZM170 9H171V8H170ZM170 9H169V11H170ZM174 9H176V7H175ZM184 9H185V8H184ZM184 9H183V10H184ZM190 9L188 8V10H190ZM204 9H205V8H204ZM96 10H97V9H96ZM100 10H101V9H100ZM108 10H109V9H108ZM118 10H117V11H118ZM122 10H121V11H122ZM132 10L134 11V9H132ZM148 10H149V14H148ZM183 10H179L178 13L181 14ZM186 10H187V9H186ZM188 10H187V11H188ZM135 11H136V10H135ZM139 11H140V10H139ZM139 11H138V12H139ZM143 11H144V10H143ZM143 11H142V12H143ZM157 11L155 12V10H154V12H153V10H152V12H153L154 14H156ZM172 11H173V10H172ZM175 11H176V10H175ZM175 11H174V12H175ZM180 11H181V12H180ZM187 11H186V12H187ZM193 11H195V10H193ZM209 11L211 12V14L208 13ZM229 11H230V10H229ZM130 12H131V9H130ZM136 12H137V11H136ZM170 12H171V11H170ZM174 12H173V13H174ZM107 13H108V12H107ZM107 13H106V14H107ZM118 13H119V12H118ZM125 13H126V15H127V14L129 13V9H128L127 12L125 11ZM125 13H121V14L123 15V14H125ZM133 13H134V12H133ZM133 13H131V14H133ZM143 13H144V12H143ZM153 13H152V15H153ZM171 13H172V12H171ZM171 13H170V14H171ZM175 13H177V12H175ZM178 13L175 14V15L179 17ZM106 14H105V15H106ZM108 14H109V13H108ZM115 14H116V13H115ZM115 14H114V15H115ZM121 14H120V15H121ZM134 14H135V13H134ZM134 14H133V15H134ZM140 14H141V12H140ZM158 14H159V13H158ZM228 14H229V16H230V13H229V12H228ZM103 15H104V14H103ZM114 15H113V16H114ZM122 15H121V16H122ZM129 15H130V14H129ZM133 15H132V17H133ZM141 15H142V14H141ZM147 15H145V16H147ZM156 15H157V14H156ZM161 15H162V14H161ZM175 15L173 14V15H171L170 17L173 18V16H174V17H175V20H177V19H176L177 17H176ZM181 15H182L181 17H183V14H181ZM234 15H235V14H234ZM115 16H117V15H115ZM138 16H139V14L137 13V15H136L135 17H138ZM153 16H155V15H153ZM159 16H160V14L158 15V18H160ZM164 16H165V15H164ZM164 16H162V17H164ZM100 17H101V16H100ZM126 17H128V22L132 21V20H130V19H132V18H129V16H126ZM126 17H125V18H126ZM130 17H131V15H130ZM135 17H134V18H135ZM140 17H141V19H139L138 22H140V20H143V22H145V24H146V22H147L146 20H147L148 18L144 17L143 15L140 16ZM142 17H144L146 20L143 19ZM225 17H226V19L228 18V16H225ZM231 17H232V16H231ZM87 18H88V17H87ZM115 18H116V17H115ZM118 18H119V16H118ZM118 18H116V19H118ZM125 18H124V19H125ZM138 18H139V17H138ZM138 18H137V19H138ZM151 18H152V16L150 17V20L148 19L150 22H151ZM153 18H154V17H153ZM167 18H168V15H167V17L165 18V20H166ZM172 18H171V20H172ZM179 18H180V17H179ZM107 19H108V18H107ZM109 19L112 20L110 17H109ZM126 19H127V18H126ZM155 19H157V18H155ZM194 19H197V21H199V23H198L197 27L195 26V28H193L194 30L190 31V28H192L191 26H192V24H193ZM230 19H231V18H230ZM230 19H228V20H226V21L229 22ZM135 20H136V18H135ZM135 20L133 19V21H135ZM152 20H153V19H152ZM160 20L163 21L162 18H160ZM160 20H156V21H159V22H160ZM168 20H170V18H168ZM171 20H170V23H169V24H171V27H172V23H171V22H174L175 20H172V21H171ZM224 20H225V19H224ZM232 20H233V19H232ZM232 20H231V21H232ZM235 20H236V19H235ZM116 21H117V20H116ZM116 21L113 20L112 22H116ZM125 21H126V20H125ZM154 21H155V20H154ZM226 21H225V22H226ZM118 22H120V20H119ZM126 22H127V21H126ZM126 22L122 21L121 23H124V24H125V27H126V24H127V26H129L128 22H127V23H126ZM138 22H137V23H138ZM159 22H157V25H158ZM223 22H224V21H223ZM228 22H227V23H228ZM233 22H235V21H233ZM233 22H232V23H233ZM133 23H134V22H133ZM133 23H132V24H133ZM135 23H136V22H135ZM135 23H134V24H135ZM137 23H136L135 25H137ZM152 23H153V21L151 22V24H152ZM161 23H162V22H161ZM167 23H168V21H167ZM167 23H166V21H165V25H168V30H170V32H171L172 29H169L170 26H169V24H167ZM183 23H184V24H183ZM194 23H195V22H194ZM196 23H197V22H196ZM232 23H231V24H232ZM124 24H123V26H124ZM130 24H131V22H130ZM134 24H133V25H134ZM138 24H139V23H138ZM143 24H144V23H143ZM148 24H149V22H148ZM148 24H147V25H148ZM154 24H155V23H154ZM163 24H164V23H163ZM173 24H174V23H173ZM238 24L240 25V21H238ZM107 25H108V24H107ZM112 25H113V24H112ZM139 25H142V24H139ZM157 25L155 24L156 27H157ZM159 25H160V24H159ZM161 25H162V24H161ZM195 25H196V24H195ZM236 25H237V22H236ZM131 26H132V25H131ZM144 26H146V25H144ZM144 26H143V27H144ZM149 26H151V25H149ZM163 26H164V25H163ZM228 26H229V23H228L227 27H228ZM231 26L234 27V25H231ZM231 26H230V27H231ZM240 26H241V25H240ZM240 26H239V27H240ZM244 26H245V25H244ZM112 27H113V26H112ZM114 27H115V26H114ZM125 27H124V28H125ZM133 27H135V26H133ZM138 27H139V26H137V28H138ZM143 27L140 26V28H143ZM152 27H153V28L149 27L150 29L148 28V32H147V31H145V32H147V34H148L150 30L152 31V29H153V30L155 29V28H154V25H152ZM160 27H161V28H160ZM164 27H167V26H164ZM164 27H163V28H164ZM171 27H170V28H171ZM193 27H194V25H193ZM227 27H226V30H227ZM233 27H232V30H233ZM235 27H236V26H235ZM241 27H242V26H241ZM121 28H122V27H121ZM121 28H120V29H121ZM158 28H159V29H157L158 31L162 30V26H159ZM237 28H238V27H237ZM237 28H236V29H237ZM115 29L117 30V28H115ZM120 29H119V30H120ZM122 29H123V28H122ZM129 29H130V30H129ZM129 29H128L129 31H132V28H129ZM144 29H145V28H144ZM144 29H143V30L141 29V30L144 31ZM224 29H225V28H224ZM230 29H231V28H230ZM234 29H235V28H234ZM236 29H235V30H236ZM244 29H245V27H244ZM244 29H242V30L244 31ZM112 30H113V28H112ZM123 30H124V32L127 31L126 29H123ZM125 30H126V31H125ZM155 30H156V29H155ZM163 30H164V29H163ZM163 30H162V31H163ZM165 30H167V29H165ZM165 30H164V31H165ZM168 30H167V31H168ZM221 30H222V31H221ZM226 30H224V31H226ZM228 30H229V27H228ZM239 30L241 31L240 28H239ZM134 31H136V30L134 29ZM134 31H132V32L134 33ZM138 31H139V29H137V31L135 32V36H137L136 34H138V36H139L140 32L138 33ZM142 31H141V32H142ZM158 31H157V33H159ZM162 31H161V32H162ZM164 31H163V33L167 35L168 32L166 33V31H165V32H164ZM173 31H172V32H173ZM233 31H234V30H233ZM116 32H118V30H117ZM120 32L123 33L122 36H123V38H124V34H125V33H124L123 31H121V30H120ZM120 32H119V33H120ZM154 32H155V31H154ZM230 32H231L230 34L232 35V34H233L232 31H230ZM244 32H245V31H244ZM114 33H115V32H114ZM128 33H129V32H128ZM143 33H144V32H143ZM155 33H156V32H155ZM155 33H153V32L150 33V34H152V35H151V36H152V39L149 38L150 43H151V42H155L156 37H157L158 35H161V36H162L161 33H159V34H157V33L155 34ZM225 33H226V32H225ZM225 33H224V34H225ZM239 33H240V32H239L238 30L234 31V35L237 36L238 39H240L239 37H241V36H243V35L245 34V33L243 34V32H241L243 35H241V33H240V36H239ZM150 34H148V35H150ZM164 34H163V35H164ZM186 34H187V35H186ZM222 34H223V33H222ZM226 34H229L228 31H227ZM226 34H225V35H226ZM96 35H97V34H96ZM105 35H106V34H105ZM112 35H115V34H112ZM120 35H121V34H118V33H117V36L120 37ZM132 35H133V34H132ZM140 35H141L140 37L142 38L143 35H142V34H140ZM185 35H186V36H185ZM234 35H232V36L235 38ZM125 36H126V35H125ZM135 36H134V37H135ZM138 36H137V37H138ZM227 36H228V35H227ZM96 37H97V36H96ZM98 37H99V36H98ZM114 37H116V36H112L111 38L114 39ZM127 37H128V35H127ZM127 37H126V38H127ZM143 37H144V36H143ZM145 37H146V36H145ZM149 37H150V36H149ZM162 37H163V36H162ZM228 37L230 38L231 36L229 35ZM100 38H101V37H100ZM111 38H110V39H111ZM121 38H122V37H121ZM121 38L116 37L114 40H111V43H112V44H110V47H111V50H110V51H112V53H110V57H111V55L113 54L112 57H115V59H119V58H122V59H123V56L121 57L122 54H120V53H122L123 51H125L128 47L126 46L127 48H125V50H123V49H124V48H123V49H122V50H123L122 52H119V51L116 50V48H117L118 46H119V50H120V51H121L120 47H123V46L121 45V44L123 43ZM129 38H131V35L129 36ZM147 38H148V37H147ZM147 38H146V39H147ZM221 38H222V37H221ZM237 38H236V39H237ZM105 39H107V38L105 37ZM127 39H128V38H127ZM131 39H132V38H131ZM131 39H130V40H131ZM134 39H136V38H134ZM146 39L144 38V42H145ZM158 39H159V37H158ZM158 39H157V40H158ZM160 39H163V38H160ZM160 39H159L158 41H161ZM164 39H165V38H164ZM219 39H220V38H219ZM236 39H235V41H236ZM238 39H237V40H238ZM241 39H242V38H241ZM97 40H98V39H97ZM103 40H104V39H103ZM108 40H109V39H108ZM123 40H124V39H123ZM125 40H126V39H125ZM125 40H124V41H125ZM132 40H133V39H132ZM136 40H138V39H136ZM136 40H133V43H131L132 41L130 42L129 45L132 46V47L129 48L130 51H131V48H133V50H134L135 46H133L132 44L136 45V44L134 43V41L136 42ZM149 40H148V41H149ZM165 40H166V39H165ZM167 40H166V42H167ZM229 40H230V39H229ZM232 40H234V39H232ZM232 40H231V41H232ZM244 40H246V39H244ZM99 41H100V40H99ZM141 41L143 42V38H142V40L140 39L139 43H140ZM158 41H157V47H158V44H159ZM168 41H169V40H168ZM173 41H174V40H172L171 42H173ZM231 41H230V43H231ZM240 41H241V42H240ZM240 41H238V42H240V43H239L240 46H242V45L248 43L247 41H245L246 43H245V42L242 43V42H243V39L240 40ZM102 42H103V41H102ZM104 42H105V41H104ZM127 42L129 43V40H128ZM146 42H147V40H146ZM163 42H164V41H162V44H163ZM175 42H176V41H175ZM228 42H229V41H228ZM232 42H234V41H232ZM253 42H254V41H253ZM258 42H259V44H260V41H258ZM128 43H126V45H127ZM137 43H138V42H137ZM139 43H138V44H139ZM168 43H169V42H168ZM140 44H141V43H140ZM172 44H173V43H172ZM172 44H171V46L173 47ZM176 44H177V43H176ZM176 44H175V45H176ZM228 44H229V43H228ZM232 44H233V43H232ZM234 44H235V45H233V47L236 46V45H238V47H239V44H238V43L234 42ZM252 44H253V43H252ZM120 45H121V46H120ZM123 45L125 46V42H124ZM148 45H149V46H150V45H153V43H151V44L148 43ZM159 45H160V44H159ZM247 45H248V44H247ZM253 45H254V44H253ZM153 46H155V43H154ZM153 46H150V47L153 48ZM169 46H170V44H169ZM169 46H167V47H169ZM171 46H170V47H171ZM218 46H220V47H218ZM104 47H106V46H104ZM110 47H109V48H110ZM137 47L139 48L138 45H137ZM155 47H156V46H155ZM157 47H156V48H157ZM164 47H165V46H164ZM164 47H163V48H164ZM238 47H236V48H238ZM243 47H244V50H246V47L248 48L249 46H245V45H244ZM258 47H259V46H258ZM107 48H108V47H107ZM140 48H141V45H140ZM159 48H160V46H159ZM159 48H157V49H159ZM221 48H222V47H221ZM230 48H231V47H230ZM234 48H235V47H234ZM253 48H254V47H253ZM253 48H252V50H253ZM129 49H128V51H129ZM148 49H149V51H148ZM157 49H156V50H157ZM164 49H166V48H164ZM219 49H220V51H219ZM248 49H250V47H249ZM248 49H247V52H249ZM257 49H259V48H257ZM136 50H140V49H137V48H136ZM154 50H155V48H154ZM154 50L152 49V52H153V53H154ZM241 50H242V49H241ZM107 51H109V50H107ZM140 51H141V50H140ZM166 51H167V50H166ZM234 51H235V50H233V52H234ZM237 51H238V49H237ZM250 51H251V50H250ZM133 52H136V51L134 50ZM133 52H132V53H133ZM138 52H139V51H138ZM138 52H136V53H138ZM144 52H143V51L140 52L141 55L144 54ZM178 52L181 53V55H179V54L177 55ZM239 52H240V49H239ZM239 52H238V53H239ZM241 52H242V51H241ZM241 52L239 53L238 56L241 57V55H242V57H243L244 55H247V54H248V55L250 56L249 58H251V55H250V54L252 53V51L250 52V54L246 52L247 54H244V55H243L244 52H242V53H241ZM126 53H127L128 55L130 54V53L127 52V50H126ZM140 53H138V54L140 55ZM227 53H228V52H227ZM253 53H254V51H253ZM106 54H108V53L106 52V53L104 54V56H105ZM123 54H124V52H123ZM133 54H135V53H133ZM182 54H183V55H182ZM236 54H237V53H235V54H233V55H236ZM240 54H241V55H240ZM108 55H109V54H108ZM130 55H131V54H130ZM151 55H152V53H151ZM230 55H231V54H230ZM230 55H229V56H230ZM256 55H257V53H256ZM106 56H107V55H106ZM125 56H126V55H125ZM134 56H135V55H133L132 57H133V58H136V56H135V57H134ZM224 56H225V54H224ZM226 56H227V55H226ZM236 56H237V55H236ZM112 57H111V58H112ZM127 57H131V56H127ZM221 57H222V56H221ZM240 57H239V58H240ZM125 58H126V57H125ZM166 58H168V59L166 60ZM234 58H235V56L232 57V60H233ZM237 58H238V57H237ZM245 58H247V60H248V56H247V57H244L243 59L241 58V59L244 61ZM113 59H114V58H112V60H113ZM122 59H121V60H122ZM127 59H129V60L131 61V58H127ZM127 59H125V60H127ZM139 59H140V58H139ZM222 59H223V57H222ZM224 59L226 60L227 57L224 58ZM241 59H237V61L239 62V64H240V61H239V60H241ZM257 59H258V57H257ZM110 60H111V59H110ZM112 60H111V61H112ZM119 60H120V59H119ZM121 60H120V61H121ZM129 60H127V61H125V62H128ZM230 60H231V59H230ZM242 60H241V62H243ZM247 60H246V61H247ZM259 60H260V59H259ZM259 60H258V61H259ZM120 61H118V62H120ZM122 61H124V59H123ZM226 61H227V60H226ZM249 61H250V60H249ZM253 61H254V59H253ZM258 61H257V62H256V61L253 62L254 64H256V66H255V67H256L255 70H257L258 73H261V74L264 75V68H263V65H262V63H261L262 61H261V60H260L261 62L259 61L261 64H260ZM113 62L116 63L115 60H114ZM132 62H131V63H132ZM163 62H164V61H163ZM168 62H167V63H168ZM230 62H231V61H230ZM120 63H121V62H120ZM120 63H119V65H120ZM129 63H130V62H128V65H129ZM131 63H130V64H131ZM137 63H138V62H137ZM152 63H153V64H152ZM234 63H235V61H234ZM245 63H246V62L241 63V65H242V64L244 65ZM247 63H248V61H247ZM247 63H246V65H244V67H243V68L246 70V73L248 74L247 77H246V76L244 77L245 79H246V78H249V76H251L252 71H253V70H252L253 67L250 68L252 71H251V74H249V73H250V69H249V67L251 66V62H250V66H249V67H248L249 64L247 65ZM121 64H122V63H121ZM134 64H136L135 62H133V66L136 67ZM150 64L153 65V66L151 67ZM164 64H166V63H164ZM170 64H171V63H170ZM172 64H173V63H172ZM229 64H230V63H229ZM231 64H232V62H231ZM237 64H238V63H237ZM239 64H238V65H239ZM254 64H253V65H254ZM114 65H115V64H114ZM123 65H124V68H126V67L129 68V66H130V65H129V66H125V64H123ZM126 65H127V64H126ZM137 65H138V64H137ZM147 65H150L151 68L149 67V69H148V68L146 67L147 70L143 71V70L145 69L144 67L147 66ZM168 65H169V64H168ZM225 65H226V66H225ZM235 65H236V63H235ZM235 65H234V66H235ZM238 65H237V66H238ZM241 65H240V66H241ZM115 66H118V65H115ZM121 66H122V65H121ZM121 66L119 67V68H120L119 71H118V69H117L118 72L121 71ZM131 66H132V65H131ZM133 66H132L131 68H133ZM163 66H164V65H163ZM163 66L161 65V67H163ZM229 66H230V65H229ZM231 66H233V64H232ZM237 66L234 67V68H236V69L240 68V67L237 68ZM158 67H159V66H158ZM158 67H157V68H158ZM165 67H168V66H164V68H165ZM170 67H174V65H173V66H170ZM168 68H169V67H168ZM129 69H130V68H129ZM129 69H127V70H129ZM160 69H161V68H160ZM160 69H159L158 71H156V72H159V73H160ZM166 69H167V68H166ZM166 69H165V70H166ZM124 70H125V69H124ZM131 70H132V69H130V73H132ZM134 70H135V68H133V71H134ZM137 70L135 71V73H137ZM169 70H170V68H169ZM185 70H184V71H185ZM234 70H235V69H234ZM240 70H242V69H239L238 71H240ZM245 70H243V72H245ZM255 70H254V72H255ZM153 71H154V70H153ZM153 71L151 70V72H153ZM162 71H163V70H162ZM235 71H236V70H235ZM118 72H117V73H118ZM128 72H129V71H128ZM146 72H145V73H146ZM156 72H155V73H156ZM169 72H170V74L172 73L171 70H170ZM174 72H173V73H174ZM185 72H186V71H185ZM229 72H230V70H229ZM229 72H228V73H229ZM243 72H242V77H243ZM135 73L133 72V77H134V76L136 77V78H134L135 80H138L139 78H141V77L138 78V77L135 75ZM153 73H154V72H153ZM155 73H154V74H155ZM163 73H164V71H163ZM166 73H167V72H166ZM166 73H164V74L166 75ZM183 73H184V72H183ZM258 73H257V74H258ZM114 74H115V73H114ZM119 74H120V73H119ZM121 74H122V73H121ZM125 74H126V73H125ZM161 74H162V73H161ZM164 74H162V75H164ZM181 74H182V73H181ZM181 74H180V75H181ZM231 74H230V75H231ZM244 74H245V73H244ZM110 75H111V74H110ZM115 75H116V74H115ZM131 75H132V74H131ZM146 75H148V73H147ZM151 75H152V74H151ZM151 75H150V77H151ZM156 75H159V74L157 73ZM156 75H153V78H156V77H154V76H156ZM167 75H168V73H167ZM167 75H166V76H167ZM172 75H173V74H172ZM176 75H178V74H176ZM245 75H246V74H245ZM259 75H260V74H259ZM108 76H109V74H108ZM116 76H117V75H116ZM169 76H170V75H168L167 78H169ZM178 76H179V75H178ZM186 76H187V75H186ZM239 76H241V74H239ZM117 77H118V76H117ZM125 77H126V76H125ZM127 77H128L127 79L132 78V76L129 77V75H128ZM145 77H147V76H145ZM150 77H147V81H146L147 83H149V82L151 81V80H149V82H148V78L151 79ZM179 77H180V76H179ZM260 77H261V75H260ZM105 78H110V76L107 77V75H106ZM111 78H112V77H111ZM121 78H123V77H121ZM164 78H165V80H167L166 77H164ZM172 78H173V79H176V78H178V77L175 78L174 76H173V77L170 76L169 79L171 80ZM181 78H184V80H185V77H184V76L181 77ZM188 78H189V77H188ZM236 78H238V80H237ZM240 78H241V77H240ZM103 79H104V78H101V80H103ZM115 79H116V77H115ZM125 79H126V78H125ZM125 79H124V80H125ZM132 79H133V78H132ZM132 79H131V80H132ZM142 79H143V78H142ZM142 79H141V80L139 79L140 84L138 83V81H137L136 83H138L139 85H141V87H144V88H145L144 91L147 93V95H149V94L151 95V94L155 93V91H154V92L152 91V90H153V89L151 88L152 86L149 85V84H147V83L144 81V79H143V80H142ZM158 79L160 80L161 77L158 78ZM162 79H163V76H162ZM162 79H161V80H162ZM179 79H180V78H179ZM193 79H194V78H193ZM241 79H243V78H241ZM245 79H244V80H245ZM262 79H263V78H262ZM104 80H105V79H104ZM108 80H109V79H108ZM110 80H111L110 82L108 81V82H109V84H108L109 86H108V87L106 86L107 81H106V82L101 81L102 83L104 82V84H105V85H103V87H105V86L107 87L106 91H105V88H104V92H105V93L107 92L108 88L110 87V83L112 84L113 82L116 81V80H114L113 78L110 79ZM112 80H113V81H112ZM124 80H123V81H124ZM129 80H130V79H129ZM135 80H134V81L132 80V81L135 83ZM181 80H182V79H181ZM181 80H179V81H181ZM184 80H182V83H183L184 86H185L186 81H184ZM186 80H187V79H186ZM209 80H210V83H208ZM244 80H243V81H244ZM248 80H249V79H248ZM118 81H119V79L117 80V82H118ZM155 81L157 82L156 79H155ZM167 81H168V80H167ZM167 81H166V82H167ZM176 81H177V80H176ZM183 81H184V82H183ZM250 81H251V80H250ZM101 82H100V83H101ZM120 82H122V81L120 80ZM120 82H118V84H117L118 86L121 85ZM126 82H127V81L125 80L124 83H126ZM133 82L130 81V83H131L130 86L133 84ZM153 82H154V81H153ZM153 82H152V83H153ZM160 82H161V81H160ZM160 82L158 81L159 84L156 83V84H158V85H155L154 83H153V84H154L155 86H159V85H160ZM162 82H163V80H162ZM162 82H161V83H162ZM166 82H165V83H166ZM168 82H170V84H171V81H168ZM173 82H174V81L172 80V83H173ZM190 82H191V81H190ZM227 82H228V83H227ZM244 82H245V81H244ZM246 82H247V80H246ZM248 82H249V81H248ZM252 82H253V81H252ZM262 82H263V80H262ZM115 83H116V82H115ZM115 83H113V84L116 85ZM136 83H135V85H136ZM163 83H164V82H163ZM163 83H162V84H163ZM165 83H164V85H165ZM176 83H177V82H176ZM176 83L173 84L174 87H175V84H176ZM187 83H188V80H187ZM127 84H129V82H128ZM166 84H169V83H166ZM170 84H169V85H170ZM179 84H180V83H179ZM179 84L177 83L178 86H179ZM183 84H182V85H183ZM192 84H194V83H192ZM209 84H210V88L212 89L213 92L210 91V88L207 89V86H208ZM253 84H255V82H253ZM253 84H252V87H253ZM114 85L111 86L109 89H111L112 87H113V89L116 88L117 85H116L115 87H114ZM122 85H123V84H122ZM122 85H121V86H122ZM124 85H126V84H124ZM135 85L133 86L134 89L137 88V87H136L137 85H136V86H135ZM139 85H138V86H139ZM169 85H166V86L169 87ZM177 85H176V88H178ZM182 85H181V86H182ZM189 85H191V83H190ZM201 85H202V84H201ZM201 85H200V86H201ZM249 85H250V84H249ZM256 85H257V84H256ZM121 86H120V92H121V95H122L123 92L125 93V90H127L128 88H130V87H128V88L126 89V86H125V87L123 86V88H125V89H123V88H121ZM161 86H162V85H161ZM184 86H182L183 89L186 88V87H184ZM187 86H188V84H187ZM200 86H197V83H196V86H193V87H192V85H191V87L193 88V91H192V95H193V96H196V95H195V92H198V91H195V90L200 89V88H201ZM235 86H237V85H235ZM235 86H234V87H235ZM141 87L138 88V89H140V90L142 91V88H141ZM172 87H173V86H172ZM172 87H171V85H170L169 88L171 89ZM174 87H173V88H174ZM179 87H180V86H179ZM189 87H190V86H189ZM191 87H190V88H191ZM248 87H249V86H248ZM157 88H158V87H157ZM157 88H154V90H156ZM160 88H161V87H160ZM176 88H175V89H176ZM187 88H188V87H187ZM187 88H186V89H187ZM242 88H243V87H242ZM245 88H246V85H245ZM249 88H250V87H249ZM253 88H254V87H253ZM255 88H256V87H255ZM116 89H117V88H116ZM116 89H115V90H116ZM118 89H119V88H118ZM118 89H117V90H118ZM121 89H123V92H122ZM151 89H152V90H151ZM167 89H168V88H167ZM170 89H169V90H170ZM175 89H174V90H175ZM179 89L181 90V88H179ZM204 89H206V91H204ZM256 89H257V88H256ZM111 90H112V89H111ZM111 90H109V91H111ZM115 90H114V91H115ZM128 90H130V89H128ZM128 90H127V92H129ZM159 90H160V89H159ZM164 90H165V91H164ZM174 90H172V91L174 92ZM177 90H178V89H177ZM188 90H189V89H188ZM191 90H192V89H191ZM112 91H113V90H112ZM114 91H113V92H114ZM133 91H134V90H133ZM141 91H140V93H139L138 91H136V92H137V94H138V93H139V94H141V93L143 94V92H141ZM156 91H157V90H156ZM161 91L166 92V91H168V90H166V89H162ZM172 91H171V92H172ZM184 91H185V89H184ZM184 91H181V92L183 93ZM199 91H200V90H199ZM208 91L211 92L209 95H208V93H209ZM234 91H235V89H234ZM247 91H248V95H247L248 97H249V94H250V96H251V94L253 95V93H255V94L257 93V94H256V95H257L256 97H258V96L260 97V96H261V94H258V92H257L258 90H257L256 92H251V90L248 89ZM254 91H255V89H254ZM113 92H111L112 95H113ZM115 92H117V91H115ZM115 92H114L113 98H116V99H117V97H115V96H116V95H115ZM127 92H126V93H127ZM130 92H131V90H130ZM136 92H134V93H136ZM145 92H144V93H145ZM151 92H152V93H151ZM157 92H160V91H157ZM171 92L168 91L167 93L170 94ZM175 92H176V90H175ZM175 92H174L173 95L176 96V93H175ZM181 92H180V94L182 95ZM250 92H251V93H250ZM109 93H110V92H109ZM126 93H125V94H126ZM146 93H145V94H146ZM178 93H179V92H178ZM187 93H191V92L187 91ZM198 93H199V92H198ZM259 93H260V92H259ZM116 94H117V96H120V95H118V93H116ZM119 94H120V93H119ZM128 94H129V93H128ZM128 94H127V95H128ZM139 94H138V95H139ZM157 94H158V93H157ZM157 94H153V95H155V96H153V95H151V96L154 97V99H156V98L158 99L159 97L162 96L161 93H160L161 96L157 97V96H158ZM171 94H172V93H171ZM185 94H186V92H185ZM255 94H254V95H255ZM112 95H110V96H112ZM138 95H137V96H138ZM163 95H164V97H165V93H164ZM173 95H171V96H173ZM177 95H178V97L180 96L179 94H177ZM198 95H200V94H198ZM207 95H208V96H207ZM132 96H134V97H132V99H133V98L135 99L136 94H134V95H132ZM140 96H141V95H140ZM168 96H169V95H168ZM168 96H166L165 98H167ZM175 96H174V97H175ZM186 96H187V95H186ZM188 96H191V95L188 94ZM193 96H191V97L193 98ZM120 97H122V96H120ZM120 97L118 98L119 100H120ZM123 97H124V95H123ZM129 97L131 98L130 95H129ZM141 97H142V96H141ZM141 97H140V98H141ZM148 97H149V96H148ZM162 97H163V96H162ZM164 97H163V98H164ZM254 97H255V96H254ZM259 97L256 98V99H257V101L259 102V107L261 108V111H262V112L259 111V113H260V112L262 113V117H261V115H260L259 113H257L258 109H255V108H254L255 111L257 110V111H256V114H259V115H256V116L253 115V114H255V111H254V113H253V111L251 110L252 107H254L255 105H256V106L258 105V104H257L258 102H257L255 105L250 106V107H251V108L249 107L250 109L247 108L248 110H250V111L252 112L251 114L248 113L246 109H243V111H242V110H241V111H240V110H236V111H237L236 115H238V118L240 119V122H239V123L242 122L244 125H246V123H247L246 120H248L247 117L250 116L251 120H250L248 123H249V124L251 123L252 125H254V126L256 127V129H257L258 132L261 131V130H263V128H261V127H263V126H261L262 123H263V121H261V120L264 119V100H262V99H263L262 97H261V98H259ZM130 98H129V99H130ZM145 98H146V96H145ZM163 98H161V100H162ZM165 98L163 99L164 101L162 100L163 102H165V100H166ZM175 98H176V97H175ZM184 98H187V97H184ZM184 98H183V95H182V98H181V99L183 100ZM188 98H189V97H188ZM192 98H191V99L189 98V99H187V100H189V102H190V100L192 101L193 99L196 100V99L198 98V96H197V98H193V99H192ZM199 98H200V96H199ZM223 98H224L225 100H223ZM250 98L253 99V97H250ZM116 99H115V100H116ZM118 99H117V100H118ZM124 99H125V98H124ZM124 99L122 98V100H120V101H123ZM127 99H128V98H127ZM129 99H128V100H129ZM134 99H133L132 101H134ZM136 99H137V98H136ZM143 99H144V98H143ZM143 99L141 98V100L143 101V104H144L145 101H144ZM147 99L149 100V98H147ZM172 99H173V98H172ZM172 99L170 98V100H172ZM208 99H210V97H209ZM246 99H247V98H246ZM256 99L254 98L253 100H256ZM115 100H114V102H115ZM159 100H160V99H159ZM168 100H169V98H168ZM175 100H176V99H175ZM175 100H174V102H177V100H176V101H175ZM179 100H180V98H179ZM200 100H201V99H200ZM202 100H203V99H202ZM130 101H131V100H130ZM135 101H137V100H135ZM151 101H152V98L150 99L149 102H151ZM248 101H249V99H248ZM250 101H251V99H250ZM111 102H112V101H111ZM118 102H119V101H118ZM128 102H129V101H128ZM128 102H127V100H126V104H127V105L129 104ZM147 102H148V101H147ZM152 102H153V101H152ZM163 102H162V103H163ZM172 102H173V101H172ZM172 102H171V103H172ZM186 102H187V101H185L186 106L191 105V104H188L189 102H187V103H186ZM195 102H197L196 104L198 105V101H195ZM199 102H200V101H199ZM238 102H240V104H239ZM154 103H156V102H154ZM158 103H159V101H158ZM158 103H157V104H158ZM171 103L169 102L170 105H171ZM192 103H193V102H192ZM201 103H199L200 107H202V104H201ZM237 103H238V104H237ZM250 103H251V102H250ZM253 103H254V102L252 101V103H251L250 105H252ZM116 104H117V103H116ZM116 104H115V105H116ZM121 104H123V103L121 102ZM126 104H125V105H126ZM139 104H140V103H139ZM148 104H151V103H148ZM152 104H153V103H152ZM157 104H155V106H157ZM160 104H161V101H160ZM160 104H158V105L160 106ZM165 104L168 105V102L164 103V105H165ZM173 104H174V103H173ZM177 104H179V102H178ZM183 104H184V103H183ZM183 104H182V105L179 104V107L184 106ZM187 104H188V105H187ZM248 104H249V103H247V105H248ZM111 105L113 106V104H111ZM118 105H119V104H118ZM118 105H116V106L118 107ZM127 105H126V106L122 105V106H124L125 109H126V108H127ZM144 105H145V104H144ZM153 105H154V104H153ZM153 105H151V106L149 105V107H152L151 109H155V106H154V108H153ZM180 105H181V106H180ZM119 106H120V105H119ZM129 106H130V105H129ZM141 106H142V105H141ZM141 106H140V107H141ZM161 106H163V104H161ZM161 106H160V107H161ZM168 106H169V105H168ZM248 106H249V105H248ZM248 106H246V107H248ZM164 107L167 109V106L165 105V106L161 107L162 110H163ZM176 107H178V105H176V106L173 107V108H176ZM184 107H185V106H184ZM184 107H183V108L181 107V109L178 108V109L181 110L180 112H182L181 115H183V113H184V112L182 111V109H184ZM241 107H242V106H241ZM246 107H245V108H246ZM113 108H114V107H113ZM119 108H121V106H120ZM136 108H138V107H136ZM141 108H142V107H141ZM146 108H148V107H146ZM161 108H160V109H161ZM171 108H172V107H171ZM173 108H172V109H173ZM189 108L191 109L192 106H190ZM189 108H185V109H189ZM194 108H195V107H194ZM210 108H211V109H210ZM242 108H244V107H242ZM257 108H258V107H257ZM260 108H259V110H260ZM122 109H123V108H122ZM122 109H121V110H122ZM138 109H139V108H138ZM151 109H150V110H151ZM190 109H189V110H190ZM238 109H241V108H238ZM252 109H253V108H252ZM115 110H117V109L115 108ZM121 110H120V111H121ZM140 110H141V109H140ZM140 110H139V111H140ZM147 110H148V109H146V112H145V113L148 114ZM158 110H159V109H156V111H158ZM167 110H168V109H167ZM169 110H170V109H169ZM173 110H174V112H172V113H175V111H176L177 109H176V110L173 109ZM189 110H185V113L188 112ZM192 110H193V108H192ZM192 110H191V112H189V113H190V115H191V113H192V115L194 116V114L197 113V111L193 114L194 111L192 112ZM194 110H197V108L194 109ZM202 110H203V109H201V112H202ZM206 110H207V109H206ZM209 110H208V112H209ZM245 110H246V111H245ZM126 111H127V110H126ZM142 111H143V109H142ZM152 111H153V110H152ZM156 111H155V112H156ZM165 111H166V110H165ZM165 111H162V112L164 113ZM171 111H172V110H170L169 112H171ZM198 111H199V109H198ZM203 111H204V110H203ZM250 111H249V112H250ZM111 112L113 113V111H111ZM118 112H119V111H118ZM122 112H123V111H122ZM130 112H131V111H130ZM162 112L159 111V114H162V115H163ZM177 112H178V111H176V113H177ZM180 112H178V113H180ZM201 112H200V113H201ZM115 113H116V112H115ZM137 113L139 114V112H137ZM141 113H142V112H141ZM152 113L154 114V115H153L154 117L156 116V118H159V117L161 118V116H160L157 112H156V115H155L154 112H152ZM172 113H171V116H172ZM178 113H177V115H178ZM203 113H205V111H204ZM206 113H207V111H206ZM157 114L159 115V117H157ZM169 114H170V113H168V115H167V113H166V115H167V118H166V119H168V121L171 120L170 118H168ZM186 114H187V113H186ZM198 114H199V112H198ZM211 114H212V116H213V110H212V113H211ZM211 114H209V115L211 116ZM216 114H217V113H216ZM166 115H163L162 118L165 119L164 116L166 117ZM179 115H180V114H179ZM201 115H202V114H201ZM204 115H205V114H204ZM209 115H206V116L208 117ZM136 116H137V115H136ZM145 116H146V118H147L148 115L145 114ZM175 116H176V115H175ZM187 116H188V115H186V116L183 115V118H184V117H187ZM199 116H200V115H199ZM206 116H205V120L207 119ZM210 116H209L208 118H211ZM232 116H233V113H232ZM232 116L230 115L229 117L231 118ZM133 117H134V115H133ZM140 117H141V116L137 117V119H139ZM148 117H149V116H148ZM151 117H152V116H151V113H150V118H151ZM173 117H174V116H173ZM173 117H172V118H173ZM188 117H189V116H188ZM196 117H197V116H196ZM196 117H194V118H196ZM202 117H203V116H201V118H202ZM234 117H235V116H234ZM236 117H237V116H236ZM122 118H123V117H122ZM142 118H143V117H142ZM152 118H153V117H152ZM152 118H151V120H152ZM156 118H155V119H156ZM162 118H161V120H162ZM177 118H178V116L175 117L176 120H177ZM181 118H182V116H181ZM197 118H198V117H197ZM232 118H233V117H232ZM238 118H236V119H238ZM130 119H131V118H130ZM135 119H136V118H135ZM140 119H141V118H140ZM140 119H139V121H140ZM143 119H144V118H143ZM155 119H154V120H155ZM166 119L164 120L165 122L167 121ZM173 119H174V118H173ZM178 119H179V118H178ZM189 119L191 120V117H190ZM199 119H200V118H199ZM212 119H213V118H212ZM228 119H229V118H227L226 122L228 121ZM233 119H234V118H233ZM239 119H238V120H239ZM122 120H123V119H122ZM122 120H121V121H122ZM182 120H185V119H182ZM182 120H181V121H182ZM192 120H193L192 123H194L195 120H197V119H192ZM200 120H202V121H201L202 124L204 123V124L201 126V127H202V130H204V129L206 128L205 125L207 126V123H208V122L206 123V121H209V122H210L211 119H210V120L207 119L206 121L204 120L205 122H203V119H200ZM217 120H218V119H217ZM234 120H235V119H234ZM234 120H233V121H234ZM238 120H237V121H238ZM133 121H134V118H133ZM152 121H153V120H152ZM158 121H159V120H158ZM164 121H163V123H165ZM168 121H167V122H168ZM171 121H173V120H171ZM174 121H175V120H174ZM181 121H179V122H181ZM187 121H188V120H187ZM197 121H199V120H197ZM230 121H231V123L228 122V123H227L228 125H230V124H234V125H235L234 122L232 123V119H231ZM129 122H132V120H131V121L129 120ZM137 122H138V121H137ZM156 122H157V121H155V123H156ZM167 122H166L165 124H171L172 126L169 127V130L167 129V127H166V128L164 127V128H165V131H168V133H169V135H170V138H171V137H175V139H176V138L178 139V143L181 145V147H180L179 149H182V151H183L182 153L185 154L187 151L185 152V151L183 150V148H187L188 145H190L191 140H192L191 137H190L191 135H189V133H188V130L190 129V126H189V125L185 126V124H186V123H185V124H184V127H186L187 131L185 130V132H183V131L181 132V131H179L180 128H178V130H177V127L174 126V122H173V123H172V122H171V123H167ZM190 122H191V121H190ZM218 122H219V121H218ZM218 122L215 121V123H214V125L216 124L215 126H217V127H219V126H218L219 124L217 125ZM235 122H236V121H235ZM114 123H115V122H114ZM119 123H120V122H119ZM175 123H178V121L175 122ZM187 123H188V122H187ZM197 123H198V122H196V124H197ZM199 123H200V121H199ZM205 123H206V124H205ZM211 123H212V121H211ZM211 123H210V124H211ZM236 123H237V122H236ZM115 124H116V123H115ZM141 124H142V123H141ZM150 124H151V123H150ZM156 124H160V122H158V123H156ZM180 124L183 125L182 122H181ZM180 124H179V127L181 126ZM188 124H189V123H188ZM243 124H240V125L243 126ZM263 124H264V123H263ZM112 125H113V124H112ZM116 125H119V124H116ZM154 125H155V124H154ZM194 125H195V123H194ZM211 125H213V124H211ZM211 125H210V126H211ZM236 125H237V124H236ZM108 126H109V124H108ZM108 126H105V128H107ZM155 126H156V125H155ZM176 126H177V125H176ZM197 126L200 128L199 125H197ZM226 126H227V125H226ZM237 126H238V125H237ZM159 127H160V125H159ZM193 127H195V126H191V129H192ZM235 127H236V126H235ZM239 127H240V126H239ZM246 127H247V126H246ZM110 128H111V127H110ZM110 128H108V129L110 130ZM114 128H115V126H114ZM142 128H143V127H142ZM161 128H162V127H161ZM207 128H208V127H207ZM210 128H211V127H210ZM210 128H209V129H210ZM221 128H222V126H221ZM227 128H228V127H226V128L224 127L225 132H222L220 129H218V128H216V127L213 128L212 131H208V132H210V133H211V132L217 133V132H215V131H219V130H220V133H217L216 139H215V135L213 136L214 139H212V136L208 137L209 135H211V134H208V133H206L208 136H207L205 133H202V136L198 134L199 137L201 136V139H200V138H197L198 141H199V139H200V143L198 144V141H197L196 139H194V140L197 141V145H196V143H195V146H194V147H196V150H197V146H199V154L196 153V154H198V155H197V158H198V157L206 158V157H204V156H207V154H209V153H210V155H212L213 147H215V144H216V143H217V144H219V143L221 144V143H222V145H226V144H223V143H227V142H228V143L230 144V147H228V149L230 150V152H231V151L234 152L233 156H235V158H236V159H235L236 161H234V162L237 163L238 161H240V159H237V157H239L240 155L242 156V159H245V158H243V154H240L241 151H242V149H244V147H245V145H242V142H244V141L241 142V139H243V138H242L243 136L241 137V135H244V133H242V130H243V132H244V127H242L243 129H240V131H239V129H238V130H234V131H237V132H236L237 135H238V134L240 135L239 139H240V138H241V139H240V142H239V140H238L239 143L236 141V140H237L236 138H238V137H236L237 135H236V136H233V134H235V133H233V134L228 133V131H229V132H233V130H232V129H231L232 131H231V130H227ZM237 128H238V127H237ZM237 128H236V129H237ZM240 128H241V127H240ZM101 129H103V131H104V127H103V128L101 127ZM140 129H141V128H140ZM157 129H159V128H157ZM193 129H196V128H193ZM193 129H192V130H193ZM200 129H201V128H200ZM214 129H218V130H214ZM245 129H246V128H245ZM155 130H156V129H155ZM155 130H154V131H155ZM181 130H182V129H181ZM183 130H184V129H183ZM198 130H199V129H198ZM202 130H201V132H202ZM207 130H208V129H207ZM210 130H211V129H210ZM213 130H214V131H213ZM105 131H106V129H105ZM107 131H108V130H107ZM117 131H118V130H117ZM120 131H121V130H120ZM158 131H160V132L163 133V131H161V130H158ZM263 131H264V130H263ZM118 132H119V131H118ZM148 132H150V131H148ZM189 132H190V131H189ZM203 132H204V131H203ZM205 132H206V131H205ZM119 133H120V132H119ZM154 133H157V132H154ZM168 133H167V135H168ZM190 133H191V132H190ZM192 133H193V131H192ZM197 133H198V132H197ZM197 133H195V134H197ZM259 133H260V132H259ZM146 134H147V133H146ZM163 134H166V133H163ZM229 134H231V136L234 137V140H235V141L232 140L233 142H231V139H230V137H229V136H230ZM262 134H263V133H262ZM116 135H117V134H116ZM130 135H131V134H130ZM156 135H158V134H156ZM263 135H264V134H263ZM125 136H126V135H125ZM193 136H194V133H193ZM159 137H160V136H159ZM159 137H158V138H159ZM163 137H165V140H166V137H167V136L165 135V136H163ZM196 137H197V136H196ZM123 138H124V137H123ZM126 138H127V136H126ZM134 138H135V137H134ZM139 138H140V137H139ZM160 138H161V137H160ZM167 138H169V137H167ZM127 139H128V138H127ZM150 139H151V138H150ZM150 139H149V140H150ZM177 139H176V140H177ZM120 140H121V139H120ZM128 140H129V139H128ZM158 140H159V139H158ZM208 140H209V141H208ZM145 141H146V140H145ZM150 141H151V140H150ZM153 141H154V140H153ZM159 141L161 142L162 140H159ZM171 141H172V140H171ZM115 142H116V141H115ZM163 142H164V141H163ZM168 142H169V141H168ZM174 142H176V141L174 140ZM212 142H213V143L216 142V143H215V144H212ZM119 143H120V142H119ZM119 143H118V144H119ZM121 143H122V142H121ZM125 143H127V142H125ZM154 143H155V142H154ZM172 143H173V141H172ZM178 143H177V144H178ZM192 143H193V144H192ZM192 143H191V145H194V141H192ZM132 144H133V143H132ZM134 144H135V143H134ZM164 144H166V143H164ZM175 144H176V143H175ZM177 144H176V145H177ZM211 144H212L213 146H212ZM217 144H216V147H217ZM139 145H140V144H139ZM141 145H142V144H141ZM168 145H169V144H168ZM180 145H178V146H180ZM222 145H221V146H222ZM182 146H183V147H182ZM185 146H186V147H185ZM242 146H244V147L241 148ZM164 147H165V146H164ZM216 147H215L214 149H217V148H218V147H217V148H216ZM219 147H220V145H219ZM115 148H116V147H115ZM130 148H131V147H130ZM142 148H143V147H142ZM168 148H171V146H169ZM173 148H174V147H173ZM245 148H246V147H245ZM117 149H118V148H117ZM126 149H127V148H126ZM146 149H147V148H146ZM174 149H175V148H174ZM177 149H178V148H177ZM179 149H178V150H179ZM187 149H188V148H187ZM191 149H194V148H191ZM191 149H190V150H191ZM211 149H212V151H211ZM221 149H222V148H221ZM221 149H220V150H221ZM228 149H226V148L224 147L223 151H222V150H221V151H222V152H225L224 150H228ZM254 149H255V148H254ZM160 150H161V149H160ZM171 150H172V149H171ZM185 150H186V149H185ZM244 150H245V149H244ZM244 150L242 151L243 153L246 152V151H244ZM146 151L148 152V150H146ZM146 151H145V153H146ZM157 151H158V150H157ZM179 151H181V150H179ZM179 151H176V150H175L176 153L178 152L177 155H178L179 153H181V152H179ZM194 151H195V150H194ZM194 151H192V152H193V156L195 155V154H194ZM217 151H218V149H217ZM117 152H118V150H117ZM184 152H185V153H184ZM195 152H198V151H195ZM239 152H240V153H239ZM149 153H150V152H149ZM182 153H181V154H182ZM218 153H219V152H218ZM228 153H229V152H228ZM238 153H239L240 155H238ZM140 154H141V153H140ZM150 154H151V153H150ZM154 154H155V153H154ZM161 154H162V153H161ZM170 154H171V157H172V155H175V156H176V154H174L173 151H172V153H171V151H170ZM186 154L189 155V153H186ZM186 154H185L186 157H185V156L182 157L183 155H181L180 157H182V158H187V161L191 162V161H190V158L192 159V157H193V156H192V153H191V156H192V157H188ZM215 154L217 155V152H216ZM220 154H221V153H220ZM222 154H223V153H222ZM225 154H227V153H225ZM230 154H231V153H229V156H230ZM244 154H246V153H244ZM146 155H147V157L144 156V155H143V156H144L146 159H148V161H149V160H150V157H151L152 155H151V156H149L148 154H146ZM162 155H163V154H162ZM168 155H169V154H168ZM213 155H214V154H213ZM249 155H250V154H249ZM252 155H253V153H252ZM252 155H251V156H252ZM148 156H149V157H148ZM175 156H174V158H175ZM189 156H190V155H189ZM195 156H196V155H195ZM195 156H194V159H192V160H195V159H196ZM217 156L219 157V154H218ZM223 156H225V155L223 154V155L221 156V158H222ZM133 157H134V156H133ZM141 157H142V156H141ZM144 157H142V158L144 159ZM167 157H168V156H167ZM167 157H166V158H167ZM171 157H170V158H171ZM208 157H209V156H208ZM211 157H212V156H211ZM227 157H228V156H227ZM259 157H260V156H259ZM138 158H139V157H138ZM153 158H154V157H153ZM174 158H173V159H174ZM203 158H202V159H203ZM212 158H213V157H212ZM214 158L217 159V157H214ZM214 158H213V159H214ZM221 158H220V159H221ZM230 158H231V157H230ZM239 158H240V157H239ZM248 158H249V157H248ZM252 158H253V157H252ZM261 158H262V157H261ZM146 159H145V161H146ZM177 159H178V158L176 157L174 160H177ZM180 159H181V158H180ZM188 159H189V160H188ZM208 159H209V158H208ZM216 159H214V161H211L212 159H210V162H212V163L207 164V166L209 167V169L206 168V169L208 170V173H206V170H205V172H204V173H206V174L209 175V178H207V175H206V174H205L204 176L202 175L203 173L201 174V176H203V177L206 176V179H203V181H205V180L208 181V182L205 181V183H204V188H205V186H206L208 183H209L210 185H212V184L214 183V180H216V179H221V180H222V177H218V176H224V178L227 179V180L229 181V184H228L229 187H228L227 189L223 188V193H225L224 190H227L228 192H226V193H227L226 197H227L228 199H229V196H230V198H231V197L233 198V197H235V196L237 195V192H238V191H237V188L239 189V187L237 186V185H239V184H238L237 182L240 183L239 178H241V180H242V178H243V177H241V176H243V175H241V174H239L240 176L238 177L237 170L239 169V171H240L242 174H244V173L242 172V170H240V169H241V166H242V164H240V163H241L242 161H241L240 163H238L239 165H236V163H235V164L231 163V162H233L232 160H234V158H233L232 160L230 159L231 162H228V161H229L228 159H227L228 161H225V162H224V159H226V157H225V158H223V160L221 159L223 162L220 160L221 162H220V161H219V162H220L221 164H220V163L218 164V162L216 161ZM140 160H141V158H140ZM154 160H155V159H153V161H154ZM198 160H199V162H202V161H200L201 159L198 158ZM203 160H204V159H203ZM237 160H238V161H237ZM256 160H257V159H256ZM260 160H261V159H260ZM138 161H139V160H138ZM143 161H144V160H143ZM145 161H144V164L147 165L148 162L145 163ZM153 161H152V162H153ZM161 161H162V157H161ZM161 161H160V162H161ZM165 161H166V160H165ZM172 161H173V160H172ZM187 161H186V163L189 164V162H187ZM205 161H206V160H205ZM215 161H216L217 163H216ZM247 161H248V160H247ZM249 161H250V160H249ZM249 161H248V162H249ZM149 162H151V161H149ZM158 162H159V161H158ZM182 162H183V161H182ZM193 162H195V161H193ZM193 162H192V163H193ZM196 162H197V161H196ZM208 162H209V161H207V163H208ZM214 162H215L216 164H218V167H217V168L215 167V166H217V165H216ZM257 162H258V161H257ZM259 162H260V161H259ZM192 163H191V164H192ZM202 163H203V165H205V162H202ZM149 164H150V163H149ZM149 164H148V165H149ZM156 164H157V163H155V165H156ZM214 164H215V165H214ZM243 164H244V161H243ZM247 164H249V163H246V165H247ZM139 165H140V164H139ZM142 165H143V162H142ZM142 165L140 166L141 168H139V170L144 172L145 170H141V169H142ZM148 165H147V166H148ZM150 165H151V164H150ZM157 165H158V164H157ZM160 165H161V164H160ZM160 165H159V166H160ZM164 165H165V163H164ZM174 165H176V164H174ZM192 165H193V164H192ZM203 165H202V166H203ZM240 165H241V166H240ZM255 165H257V164H255ZM179 166H180V165H179ZM185 166H186V165H185ZM185 166H183V167L185 168V170H187L186 168L192 167L190 164H189V167H185ZM193 166H194V165H193ZM197 166H199V164L196 165V167H197ZM207 166H205V167H207ZM236 166H238V167H236ZM239 166H240V168H239ZM248 166H249V165H247V168H248V169H253L252 166H251L252 168H251V167H248ZM258 166H259V165H258ZM144 167H145V166H144ZM164 167H165V166H164ZM196 167L193 168V169H191V170H188V171H191L190 173L192 174V170L195 171V170H196ZM243 167H244V165H243ZM176 168H177V167H176ZM176 168H174V169H176ZM198 168H200V170L198 169V170H199L198 172H200L201 169H203L204 167H202V168H201V167H198ZM236 168H238V169L236 170ZM143 169H144V168H143ZM148 169H149V168H148ZM180 169H181V168H180ZM194 169H195V170H194ZM244 169H246V166L243 168V171H244ZM154 170H155V169H154ZM183 170H184V169H183ZM246 170H247V169H246ZM246 170H245V171H246ZM255 170H256V169H255ZM148 171H149V170H148ZM156 171H157V170H156ZM165 171H166V170H165ZM169 171H170V170H169ZM245 171H244V172H245ZM256 171H257V170H256ZM184 172H185V171H184ZM186 172H187V171H186ZM201 172H202V171H201ZM240 172H239V173H240ZM250 172H251V171H250ZM257 172H258V171H257ZM263 172H264V171H263ZM149 173H150V172H149ZM155 173H156V172H155ZM190 173H189V174H190ZM193 173H195V172H193ZM196 173H197V171H196ZM252 173H253V172H252ZM177 174H178V173H177ZM177 174H174V175L176 176ZM199 174H200V173H199ZM199 174H198V175H199ZM263 174H264V173H263ZM185 175H186V174H185ZM192 175H193V174H192ZM192 175H191V177H192ZM227 175H230V176H227ZM175 176H173V178H175ZM196 176H197V175H196ZM201 176H197V177H200L199 179L202 180V179H201ZM214 176H216V177H218V178H216V177H214ZM244 176H246V175H244ZM177 177H178V176H177ZM193 177H194V176H193ZM197 177H196V179H197ZM229 177H230V178H229ZM262 177H263V176H262ZM164 178H166V176H164ZM188 178H190V177L188 176ZM256 178H257V177H256ZM175 179H178V178H175ZM193 179H195V178H192V180H193ZM229 179H230V180H229ZM251 179H252V178H251ZM147 180H148V179H147ZM157 180H158V179H157ZM189 180H191V179H189ZM189 180H188V181H189ZM227 180H226V181H227ZM247 180H248V177H247ZM161 181H162V179H161ZM166 181L168 182V180H166ZM172 181H174V180H172ZM257 181H259V180H257ZM148 182H151V181L149 180ZM164 182H165V180H164ZM169 182H170V180H169ZM175 182L178 183L177 180H175L174 183H175ZM182 182H183V181H182ZM222 182H223V180H222ZM241 182H242V181H241ZM159 183H160V182H159ZM171 183H173V182H171ZM171 183H170V184H171ZM194 183H195V182H194ZM197 183H198L199 186L202 184L201 189H203V188H202V187H203V183L200 184V181H199V180H198ZM206 183H207V184H206ZM219 183H220V180H219ZM225 183H227V182H225ZM251 183H252V182H251ZM165 184H166V183H165ZM182 184H183V183H182ZM186 184H187V182H186ZM186 184H185V185H186ZM188 184H189V183H188ZM191 184H192V183H191ZM205 184H206V185H205ZM214 184H215V183H214ZM259 184H260V183H259ZM145 185H146V184H145ZM161 185H162V184H161ZM193 185H194V184H193ZM198 185H197V187H198ZM219 185H222V184L220 183ZM257 185H258V184H257ZM262 185H263V184H262ZM151 186H152V185H151ZM154 186H155V185H154ZM154 186H153V187H154ZM164 186H165V185H164ZM168 186H169V183H168ZM168 186L166 187V190H165V191H167V190H168L169 188H171V187H174V184H173V185L171 184V186H169V188H168ZM175 186H176V184H175ZM216 186H217V184H216ZM216 186L214 185L213 187H216ZM222 186H223V185H222ZM225 186H227V185L225 184ZM225 186H223V187H225ZM153 187H152V188H153ZM160 187H162V189H163V186H160ZM179 187H180V186H179ZM208 187H209V186H208ZM208 187H207L206 189H204V190H207ZM220 187H221V186H220ZM247 187H248V186H247ZM167 188H168V189H167ZM174 188L176 189L177 187H174ZM174 188H173V189H174ZM211 188H212V187H211ZM217 188H218V187H217ZM217 188H216V190H217ZM244 188H245V186H244ZM248 188H249V187H248ZM156 189H157V188H156ZM164 189H165V188H164ZM171 189H172V188H171ZM173 189H172V190H173ZM175 189H174V190H175ZM179 189H180V188H177L175 191H177V190H179ZM199 189H200V187H199ZM221 189H222V188H221ZM150 190H151V189H150ZM154 190H155V189H154ZM157 190H158V189H157ZM172 190L170 191V194H172V193H171V192H173ZM186 190H187V189H186ZM216 190H215V191H216ZM229 190H230V191H229ZM231 190H233V192H232ZM234 190L237 191V192L235 193ZM253 190H254V189H253ZM165 191H164V193H165ZM175 191H174L173 194L176 193ZM199 191H200V190H199ZM202 191H203V190H202ZM202 191H201V192H202ZM211 191H212V190H211ZM215 191H214V194L216 193ZM242 191H243V190H242ZM158 192H159V191H158ZM192 192H193V191H192ZM195 192H196V188H195ZM203 192H204V191H203ZM230 192H231V193H230ZM167 193H168V192H167ZM189 193H190V192H189ZM198 193H200V192H197V194H198ZM211 193H212V192H211ZM226 193H225V194H226ZM146 194H147V193H146ZM165 194H166V193H165ZM177 194H178V192H177ZM177 194L174 195V197H175V196L177 197V198L175 197L176 199H178V197H179V196H177ZM191 194H192V193H191ZM197 194H196V195H197ZM214 194H213V195H214ZM225 194H224V196H225ZM231 194H233V195H231ZM86 195H87V194H86ZM157 195H158V194H157ZM160 195H161V193H159V195L156 196L157 199H158V197H159ZM192 195H193V197L195 196L194 192H193ZM200 195H201V193H200ZM211 195H212V194H211ZM151 196H152V195H151ZM151 196H150V197H151ZM163 196H167V195H163ZM170 196L173 197L172 195H170ZM170 196H168V197L170 198V201H171L172 198H171ZM181 196H182V195H181ZM181 196H180V198H181ZM209 196H210V195H209ZM224 196H223V197L221 196V198H224ZM106 197H107V196H106ZM109 197H110V196H109ZM109 197H107V198H109ZM160 197H161V196H160ZM185 197H186V196H185ZM193 197L190 196L189 199L192 200ZM195 197H196V196H195ZM195 197H194V198H195ZM144 198H145V197H144ZM146 198H147V197H146ZM148 198H149V197H148ZM163 198H164V197H163ZM163 198L161 197V199H163ZM166 198H167V197H166ZM169 198H167V199H169ZM180 198H179V199H180ZM196 198H197V197H196ZM196 198L193 199V201H194V200L196 201ZM210 198H211V196H210ZM221 198H218V199H217L215 196H212V200L208 202V204H210L211 207H213V208L216 207L215 210H214V212L217 211V213H215V214L218 215L217 218L219 217L218 219H219V221H220V224H219V223L217 224V225H220V226H218V227H214V228L217 229V230H214V231H216V232H215V233L212 232V235L214 234V239H213V238H210L211 240H210V239L208 240V241H212V239H213L214 246H215L214 248L220 250V255H219V258H220V259H219V260H220L221 262H220L219 260H217V259H218V258H217L218 256H217V257H216V258H217L216 260L219 261V262L216 261V263H220V264H264V251H262L263 253L261 252V254H263V255H261L260 253L257 254V253H258L257 251H253V250H252V248L254 249V247L251 248V247H249V246L246 245V244H245V245L248 246V248L251 249V250L248 249L249 251L247 252V251L245 250V247H246V246H245V247H244V251L247 252L246 255L243 256V257H241L244 251L242 252V254L240 253L241 255L237 254V252L239 251V250H238V248H239L238 246L240 245V244H239V243H240V238H241L240 236H243V237H244V235H242V234H243V233H242L243 231H242L241 233H239L240 231L238 232V229H240V225H241V224H240V222H239L240 225H238V222L236 221V219H237V215H236L235 213H233V215H232V213L229 212V210L231 211V209H230L229 207H232V206L229 204V201H227V203L230 205V206L228 207V204H226V202H225V204H224V202H223L224 199L222 200ZM235 198H236V197H235ZM235 198H233V199H235ZM157 199H156V200H157ZM164 199H165V198H164ZM164 199H163L162 201H164ZM167 199H166V200H167ZM233 199H232V200H233ZM92 200H93V199H92ZM118 200H119V199H118ZM173 200H174V199H172V201H173ZM208 200H210V199L208 198ZM208 200H207V201H208ZM225 200H227V199L225 198ZM104 201H105V200H104ZM107 201H108V200H107ZM116 201H117V200H116ZM157 201H158V200H157ZM160 201H161V200H159V202H160ZM170 201H169V202H170ZM172 201H171V202H172ZM176 201H178V200H176ZM176 201L174 200L173 202H174V203H178V202H176ZM180 201H182V200L180 199ZM180 201H179V203H181ZM205 201H206V200H205ZM205 201H204V202H205ZM207 201H206V202H207ZM83 202H84V201H83ZM90 202H91L90 205H92V201H90ZM167 202H168V201H167ZM167 202H166V203H167ZM169 202H168V204H169V206H170V203H169ZM97 203H98V202H97ZM154 203H155V202H154ZM174 203H173V204H174ZM189 203H191V204H189ZM230 203H231V201H230ZM232 203H233V202H232ZM88 204H89V203H88ZM93 204H94V203H93ZM98 204H99V203H98ZM102 204H103V203H102ZM104 204H106V203H104ZM161 204H163V203H161ZM202 204H203V203H202ZM204 204H206V203H204ZM204 204H203L202 206H201V204H199V208H201V207L204 206L205 210H207L206 207H208V205H207V204L204 205ZM80 205H81V204H80ZM96 205H97V204H96ZM100 205H101V204H100ZM142 205H143V204H142ZM153 205H154V204H153ZM157 205L159 206V203H158ZM164 205H165V203H164ZM171 205H172V203H171ZM183 205H184V204H183ZM183 205H182V206H178V207H181L182 210H183V209L186 210L187 205H188V206H189L188 208H190V211L192 212L193 207H195V206L197 207V201H196L195 203H193V204H192L191 201L188 202V204L186 205V208H184L185 206H183ZM104 206H105V205H104ZM162 206H163V205H162ZM166 206L170 209V212H171V208H172L174 211H173V213L171 212V214H169L170 212H169V209H168V212H169V213L166 211L167 213H164V214L161 215V213H163V212H161V209L159 208V210H160V212H161V213H160V218L162 217V220H165L166 217H167V219H168V220L166 219V221H163V222H162V221H160L161 219L159 218V219H158L159 222H160V223L162 222L161 224L164 225V228L168 229V230L171 232V234L174 235V237H176V235H177L178 238L181 237L180 239H182V237H183V240H184V236H180L179 234H180V232H182V230H185V227H188L189 223L186 224V226H185V222H187L186 219H187L188 217H186V216H184V215L182 216L183 212H182L180 215H178V213H179L180 211H178V213H177V211L175 210V209H176L175 207H169L168 205H165L164 211L166 210ZM172 206H173V205H172ZM174 206H176V205L174 204ZM205 206H206V207H205ZM226 206L228 207L227 209H229V210H227V212H229L230 214L226 212ZM238 206H239V205H238ZM89 207H90V206H89ZM95 207H97V206H95ZM160 207H161V206H160ZM176 207H177V206H176ZM178 207H177V208H178ZM211 207H209L208 209L211 210ZM213 208H212V209H213ZM157 209H158V207H157ZM178 209H179V208H178ZM202 209H203V208H201V210H202ZM216 209H217V210H216ZM241 209H242V208H241ZM97 210H98V209H97ZM155 210H156V209H155ZM144 211H145V210H144ZM146 211H147V210H146ZM188 211H189V209H188ZM208 211H209V210H208ZM211 211H212V210H211ZM239 211H240V209H239ZM191 212H190V213H191ZM84 213H85V212H84ZM95 213H96V212H95ZM107 213H108V212H107ZM185 213H189V212H187V210H186V212H184V214H185ZM190 213H189V214H190ZM263 213H264V212H263ZM92 214H93V213H92ZM165 214H167V215H165ZM168 214H169V215H168ZM189 214H187V216H188ZM192 215H193V214H191V216H192ZM210 215H211V214H210ZM230 215H231V216H230ZM238 215H239V214H238ZM92 216H93V215H92ZM104 216H105V215H104ZM150 216H151V215H150ZM158 216H159V214H158ZM208 216H209V215H208ZM213 216H214V215H213ZM148 217H149V216H148ZM151 217H152V216H151ZM260 217H261V216H260ZM260 217H259V218H260ZM153 218H154V217H153ZM189 218H190V217H189ZM208 218H210V217H208ZM211 218H212V216H211ZM211 218L208 219V221L211 220V221L213 222V220H214L216 217H215V218H212L213 220H212ZM94 219H96V218H94ZM156 219H157V218H156ZM190 219H192V217H191ZM100 220H101V219H100ZM106 221H107V220H106ZM188 221H189V220H188ZM211 221H210V222H211ZM238 221H239V220H238ZM189 222H191V221H189ZM212 222H211V223H212ZM216 222H217V219H216ZM241 222H242V221H241ZM88 223H89V222H88ZM214 223H215V221H214ZM214 223H213V225H214ZM236 223H237V224H236ZM95 224H96V223H95ZM110 224H111V223H110ZM247 224H249V223H247ZM97 225H98V224H97ZM106 225H107V224H106ZM106 225H105V226H106ZM163 225H160V226H163ZM250 225H251V224H250ZM250 225H249L250 228L247 227V229H249V231H248V230H247V231L250 232L251 235H252V233L255 232L256 230H255L254 227H252V226H250ZM99 226H100V225H99ZM108 226H109V225H108ZM215 226H216V223H215ZM237 226H238V227H237ZM242 226H243V224L241 225V227H242ZM259 226H260V224H259ZM211 227H212V226H211ZM211 227H210V232L213 230ZM161 228H162V227H161ZM242 228H243V227H242ZM107 229H108V228H107ZM156 229H157V228H156ZM162 229H163V228H162ZM166 229H165V230H166ZM89 230H90V229H89ZM103 230H104V229H103ZM160 230H161V229H160ZM186 230H188V229H186ZM240 230H241V229H240ZM245 230H246V227H245L244 231H245ZM97 231H98V230H97ZM169 231H168V232H169ZM257 231H258V230H257ZM99 232H100V231H99ZM170 232H169V234H170ZM159 233H160V232H159ZM186 233H187V232H186ZM250 233H249V235H250ZM258 233H259V234H258ZM160 234H161V233H160ZM164 234H167V232H166V233L164 232ZM210 234H211V233H210ZM210 234H209V235H210ZM240 234H241V235H240ZM245 234L248 235V233H246V232H245ZM257 234H258L259 236H257ZM98 235H99V234H98ZM246 235H245V236H246ZM249 235H248V236H249ZM255 235H256L257 237H255V239H254V238L251 239V240H252V244H254V242H255L254 240L257 241V238L260 239V240L257 241L256 244L259 245V244H260L259 241H262L261 243L263 244V246H262V244H260L259 246H260V247L262 246V247H263L262 250H263V249H264V226L260 227L259 232H257ZM160 236H161V235H160ZM160 236H159V237H160ZM166 236H169V237H170V235H166ZM179 236H180V237H179ZM207 236H208V235L206 234V238H207ZM163 237H164V236H163ZM172 237H173V236H172ZM172 237H171V239H173ZM212 237H213V236H212ZM251 237H252V236H250V238H251ZM161 238H162V237H161ZM167 238H168V237H167ZM178 238H175V239H173L172 241H175V242H176V240H177ZM159 239H160V238H159ZM164 239H165V238H164ZM164 239H163V240H164ZM180 239H178L179 242L182 241V240L180 241ZM207 239H208V238H207ZM242 240L244 241V239H242ZM242 240H241V241H242ZM166 241H167V240H166ZM168 241H169V240H168ZM170 241H171V240H170ZM205 241H206V240H205ZM208 241H207V242H208ZM247 241H249V238H248V240H247V238H246V242H247ZM175 242H174V244H175ZM228 242H231V243L229 244ZM250 242H251V241H250ZM158 243H159V242H158ZM170 243H171V242H169V244H168V242H167V244L169 245V247H170V245H171ZM177 243H178V242H177ZM205 243H206V242H205ZM179 244H181V243H179ZM183 244H184V243H182L181 245H183ZM208 244H209V243H208ZM228 244H229V245H228ZM252 244L250 243V245H252ZM161 245H162V244H161ZM203 245H205V244H203ZM211 245H212V247H213V244H211ZM211 245H209V246H211ZM241 245H244V244H241ZM241 245H240V247H241ZM254 245H255V244H254ZM138 246H139V245H138ZM144 246H145V245H144ZM162 246H163V245H162ZM179 246H180V245H179ZM179 246H177V247L175 248V251H174V249H172V250L174 251V253L177 251L176 249H180ZM205 246H206V245H205ZM252 246H253V245H252ZM256 246H257V245H256ZM151 247H152V246H151ZM169 247L167 246V250L169 249ZM174 247H175V246H174ZM174 247H173V248H174ZM181 247H182V246H181ZM188 247H189V246H188ZM188 247H187V245L185 244L184 247H182L183 252L181 251L182 249H180L181 252H179V254L182 253V255L179 257V256H177V252H176L175 254H176L177 257H171V258L169 257V256H170V253L166 252L167 250L165 249L166 251L164 250V252H165L166 254H167V253L169 254V255L167 254L168 257H169V259H166V258H167V255H166V257L163 255V256L165 257V259H166L165 261H164V258H163V257L160 258V255H162V252H161L162 249H161L160 251H158V253H160V255L157 254V255H159V258H160V259L157 257V260L159 259L158 262H155V263H154V261H153L152 264H165V262H167L166 264H210V263H212V261L214 260V259L212 258L213 256H212L211 254H210V255H211L212 257L209 255V256H210V257H209V258H210V262H208L209 260H208V261L206 260V259L208 258V254H209V252H208L207 249H209V248H211V247H209V248L204 247V248L207 250V251H206V252H207V256H206L207 258L205 257V259L202 258V256H201L202 253H201V252H200V253L197 252L198 249L195 250V249L193 248V249L196 251V253H192V252H191L192 250H190V251L187 250ZM200 247H201V246H200ZM202 247H203V246H202ZM260 247H259V248H260ZM170 248H172V246H171ZM198 248H199V247H198ZM255 248L258 249V246L255 247ZM147 249H148V248H147ZM155 249H156V248H155ZM190 249H191V248H190ZM246 249H247V248H246ZM148 250H149V249H148ZM169 250H171V249H169ZM172 250H171V251H172ZM194 250H193V251H194ZM202 250H203V249H202ZM211 250L213 251L212 248H211ZM254 250H255V249H254ZM131 251H132V250H131ZM173 251H172V252H173ZM178 251H179V250H178ZM199 251H201V249H200ZM169 252H170V251H169ZM172 252H171V253H172ZM203 252H204V251H203ZM215 252H216V251H215ZM259 252H260V250H259ZM135 253H136V252H135ZM212 253L214 254V252H212ZM147 254H149V253H147ZM150 254H151V253H150ZM150 254H149V255H150ZM154 254H156V253H154ZM179 254H178V255H179ZM203 254H204V253H203ZM203 254H202V255H203ZM244 254H245V253H244ZM244 254H243V255H244ZM140 255H141V254H140ZM140 255H139V256H140ZM205 255H206V254H205ZM215 255H216V254H215ZM257 255H260V259H261L260 262H259V261L257 262V260H256V259H257ZM171 256H175V255L173 254V255H171ZM261 256H262V257H261ZM178 257H179V258H178ZM153 258H154V257H153ZM155 258H156V257H155ZM211 258H212L213 260H212ZM138 260H139V259H138ZM145 260H148V258L145 259ZM258 260H259V259H258ZM162 261H164V262H162ZM148 262H149V261H148ZM216 263H215V264H216ZM148 264H149V263H148ZM212 264H213V263H212Z\"/></svg>", "mask_w": 264, "mask_h": 264}]
</instances>
